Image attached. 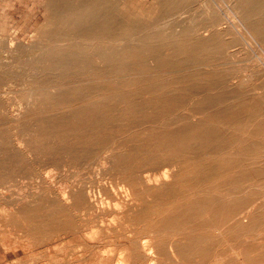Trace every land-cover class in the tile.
Listing matches in <instances>:
<instances>
[{"label":"rangeland","instance_id":"rangeland-1","mask_svg":"<svg viewBox=\"0 0 264 264\" xmlns=\"http://www.w3.org/2000/svg\"><path fill=\"white\" fill-rule=\"evenodd\" d=\"M120 1L122 3V8L125 6L127 7V8L126 7L123 8L124 9L123 14H125V11H128L130 18L132 20L136 21V27L134 28L135 31L134 30L132 31L131 37L127 41L128 43H126V41L124 42L121 40L113 42L111 45L106 43L107 46H106V44L102 43L103 45H105L104 49H109V48L111 49L113 47V50L115 52L117 51L115 55L118 57H115V55H114V56H111L107 60L106 56L105 57L103 56L104 57L103 58L102 55H100V54H98L99 56L93 55L94 51L97 54V51H99V49L102 47L101 46L102 44H99L96 41L95 42L94 41H85V40L82 41L81 39H79V40L75 39V40H70V41L57 42V41H52L51 39L47 38L46 35H43L44 32H48L47 29H49V27L47 28L46 25H44L45 24V8H46L47 0H0V52H1L0 53V63H1L0 64L1 65L0 66V68H1L0 69V103H1L0 108L1 109L3 108L5 110L4 111L2 109V111H3L2 112L0 109V130H1V132H0V136H1L0 137L1 138V140H0V158L5 159V161H3V159H0L1 160V162H0V175L2 173L1 176L3 177L2 178L0 176V185H1L0 186V189H1L0 190V206H1V209H0V227H2V228H0V234H1L0 235V264H50V263L51 264H66V263L67 264L68 263L69 264H114L116 262H117L116 264H119V259H120V264H133V263H135V264H146L147 261H149V260H150L149 261L150 264H177V263L178 264H203V263H205V264H209V263L210 264H219L221 262H222L221 264H245V263H243L244 261L246 262V264H252L254 261L260 260V258H264V239H263L264 238V215H263V213H264V184H263L264 183L263 182L264 181V165H263L264 164V153H263L264 152V140H263L264 139V136H263L264 135V128L260 127L259 129H255V131H254L253 128H250L249 125H246L248 123L245 122L244 117L246 119L247 116L240 117L241 121H237L238 120L237 118H239V115H238L239 112L241 113V115L242 114L244 115V113H245V115H247L246 113H248L252 110L256 111L255 113L252 111L253 114H256L257 110L258 111L262 110L257 114L258 118H256V122L257 123H264V120H263L264 119V115H263V113H264V104H263L264 103V39L261 36L257 35L253 31L254 25L257 24L258 22L261 23L262 25H264V11H260V10H258V12L255 11L254 13L256 15L250 14V15H252V16L254 15V16L253 17L251 16L250 19L247 20L249 17L245 16L247 14H245V12H244V9H245L244 4L247 3L249 0H175V1L174 0H167V2L173 3V4H169V5H172L171 9L174 7L176 8L179 5L178 6L179 8L178 7L177 8L179 9L180 12L182 11V13L184 14L183 15L184 18H183V20H179V19H173V18L169 17L166 19L168 24L159 25L158 22L161 19V17H160V13H159L160 5H158V4L160 3V0H125V1L120 0ZM174 3L177 4V6ZM243 16H245V19ZM244 20H247V22ZM213 21L222 24L221 26L218 25L219 27L214 29V30H217L220 32L218 34L217 39H214V37L212 38V36H211L212 31H210V30L207 31L208 27H205V26L210 25L211 22H213ZM252 21L255 23L254 25H253ZM215 22H213V23H215ZM161 23H162V21H161ZM42 26L43 27L45 26V28H43ZM38 28H39V31L42 30L40 33L38 32ZM186 30L188 31V34L191 33V37H189L187 32H185ZM177 34H178V36H177ZM180 34H182L184 36H182ZM185 34H187L188 37H187V35L185 36ZM170 35H172L174 37L170 38L171 37ZM168 36H170V37H168ZM42 37H44V38H42ZM148 37H149V39H148ZM135 38L137 39V41ZM145 38H146V40H145ZM189 38H190V40H189ZM205 38H206V40H205ZM191 40H192V42H191ZM149 41H150V43H149ZM213 42H216V43H213ZM49 43H50V45H49ZM138 43H139V45H138ZM209 43H210V45H209ZM175 44L181 46L180 49ZM2 45L6 46L7 48L3 47ZM192 45H194L195 49ZM188 46L191 47L193 50H191V48H188ZM39 47H41V48H39ZM184 47L187 50H185ZM149 48H151L152 50ZM74 49L76 52L74 51ZM80 49H82L83 52L80 51ZM118 49H119V51H118ZM9 50H11L12 52H10ZM68 50L69 51L71 50V54ZM178 50H181V51H178ZM41 54H43V55H41ZM79 55L80 56L82 55V56L80 57ZM159 55L162 57H160ZM123 56H125L127 58H124ZM157 56L159 57V59ZM61 57H62V60H61ZM116 58L119 59V61ZM177 58H179V59L177 60ZM39 59H41V60H39ZM42 59H43V62H42ZM110 61L113 64L110 63ZM122 61H124L123 63H125V64H122L121 63ZM147 61H149V62H147ZM204 61H207V62L205 63ZM52 62H54L55 64ZM57 62H59V63H57ZM43 63L45 65H43ZM137 63L139 66L137 65ZM50 65H53V66H50ZM62 65L64 66L63 68H62ZM48 66H50V67H48ZM33 67H35V68L33 69ZM74 68L78 71H76ZM19 69H20V71H19ZM66 69H67V71H66ZM92 69H93V72H92ZM108 69L110 70V73H109ZM63 70H65V72ZM69 70H71V71H69ZM114 70H115V72H114ZM121 70H124L125 73H123ZM94 71L95 72L97 71V73H95ZM103 72H105V73H103ZM86 73H87V75H86ZM100 73L102 74V76L99 75ZM26 74H28V76H30L29 78H31V79H29ZM127 74H129V75H127ZM123 75L125 76L126 80L123 79L124 78ZM153 75H155V76H153ZM166 75H167V77H166ZM196 75H197V79H199V80L196 79ZM188 76H189V78H188ZM143 77L145 80L143 79ZM231 77H232L231 80H233V78H234L233 83L230 80ZM23 78H24V80H23ZM36 78H37V80H36ZM112 78H114V80ZM131 78H132V80H130ZM25 79L29 80L30 82L26 81ZM50 79H51V81H50ZM69 79H70V81H69ZM146 79H147V81H146ZM241 79L243 81H241ZM177 80H180V82L179 81L177 82ZM34 81H37V83ZM119 81L122 82V84H120ZM130 81H132V82H130ZM144 81H146V82H144ZM234 82H235V84H234ZM33 83L37 84L36 87ZM42 83H44L45 85ZM24 84H26V86ZM29 84H31V87L29 86ZM53 84L55 85V88L58 89V90H56L54 88L57 95H55V92H53V88H51L52 90L50 89V92L47 91V90H49L48 89L49 85L51 86ZM173 85H176V86H173ZM158 86H161V87L159 88ZM164 86L165 87L167 86V87L165 88ZM40 87H41V89H40ZM182 87H183L184 91H182L183 90ZM84 88H87V91L84 90ZM169 88H171V89L173 88L175 90H171ZM179 88L181 89V91L179 90ZM30 89H31V91H30ZM42 89L46 90L45 92H48L51 94L54 93V94L50 95L48 93H45ZM228 89H229V91H228ZM231 89H232V92H230ZM25 90L28 93L25 92ZM32 90L34 91V94L37 93L38 95L37 94H36L37 96L33 95ZM41 90L44 93H41L42 92ZM246 90L248 91V93ZM76 91H77V93H75ZM174 91H176V92H174ZM238 91L240 92V94ZM72 92H74V93H72ZM58 93H59V95H58ZM152 93H153V95H152ZM167 93H169V94H167ZM172 93L174 94L173 98H175L177 96V98H175L174 100L171 97ZM232 93H233V95H235L237 93L239 95V96L235 95L237 98L241 97V93H243V94L246 93L244 95L245 98L241 97L242 99H245L244 102L241 98H238L236 100V97L233 96ZM44 94H48V95H44ZM74 94H76V95L74 96ZM78 94H79V97H78ZM82 94H84L85 96ZM102 94H104V96ZM154 94H156V95H154ZM60 95H61V97H60ZM133 95L135 98L133 97ZM249 95H250V97H249ZM231 96L233 98L235 97V99H233ZM56 97H57V99H56ZM170 97L172 99H170ZM246 97L250 98V99L247 101ZM26 98H28V99H26ZM38 98L39 99L41 98V99L39 100ZM103 98L104 99L106 98L105 99L106 102H104L105 100ZM122 98H124V99H122ZM181 98H182V100H181ZM46 99L49 102L48 101L46 102ZM119 99L120 100L122 99L121 100L122 102L119 101ZM91 100H92V102H91ZM129 100H131V101L129 102ZM254 100H255V102H253ZM96 101H97V103H96ZM169 101L171 102V104ZM215 101H216V103H215ZM245 101L247 103H245ZM50 102H52V103H50ZM178 102H180L181 104ZM132 103L135 105H133ZM138 103H139V105H137ZM151 103H152V105H151ZM177 103L180 105H178ZM208 103H209V106L207 105ZM214 103H215V105H214ZM159 104H160V107H159ZM243 104H244V106H243ZM8 105H10V106H8ZM50 105H53V106H51L52 108L50 107ZM74 105H75V107H74ZM7 106L10 109H8ZM178 106H180V107H178ZM90 107L92 108V110ZM122 107L124 108V110L122 109ZM127 107H129V108H127ZM131 107H133L134 109ZM139 107H141V109ZM149 107H151L152 109L154 107L155 109L152 110ZM234 107H235V109H234ZM71 108H72V110H70ZM83 108H85V109H83ZM171 108H172V111H171ZM241 108L244 110H241ZM41 109H42V111H41ZM117 109H119V110H117ZM138 109H139V111H138ZM236 109H237V111H236ZM45 110L46 111L48 110V112H46ZM83 110H85V111H83ZM155 110H156V113H155ZM224 110H225V112H227L229 114H227V113L225 114V112L223 113L222 111H224ZM6 111L8 113H9V111H11V112L8 114ZM157 111H158V113H157ZM27 112H28V114H25ZM69 112H71V114ZM77 112H79V114H77ZM96 112H99V113H96ZM117 112H118V115H117ZM173 112L176 113V115L173 114ZM17 113H19V114H17ZM93 113H96L97 118H96V116L93 115ZM112 113H114V115H117V116H114ZM160 113H161V115H160ZM211 113H212V117H211ZM260 113H262L260 115L261 117H259ZM165 114L166 115L168 114L169 117L168 116L165 117L166 116ZM249 114H251V113H249ZM56 115L58 118L54 117ZM112 116H114L113 119H112ZM119 116H121V118ZM146 117L148 120L146 119ZM156 117L158 119H156ZM163 117H164V119H163L164 121L162 120ZM171 117L174 119H172ZM176 117H177V120L179 121V123L176 122L177 121ZM68 118H70L71 120ZM103 118L106 120H104ZM117 118H119V119H117ZM55 119L58 121H56ZM115 119H116V121H118V123L116 121H115L116 123L114 122ZM122 119L123 120L125 119V121H124L125 123H123ZM133 119H134V121H133ZM165 119L166 120L169 119V120L166 121ZM186 119H188V120H186ZM53 120H54V122H53ZM85 120H86V122H85ZM145 120H146V122H145ZM152 120L155 122V124H153L154 122ZM160 120L163 122L166 121V123L163 125V128H162L163 122L161 123ZM170 120H171V123L168 124L170 122ZM174 120H175V123H174ZM19 121L22 124H20ZM51 121L53 123H51ZM82 121H84V122H82ZM110 121H111V123H110ZM1 122H3V123H1ZM10 122H12V124ZM48 122H50V123L48 124ZM72 122H74V123H72ZM80 122H81V124H80ZM150 122H153V123L150 124ZM17 123H19L20 125H24V126H21L22 127L21 128L19 126V124H17ZM62 123L64 125H62ZM69 123H70V125H69ZM77 123H79V125H77ZM91 123L92 124L94 123L93 126L94 125L98 126V125L102 124L101 126L104 127L103 128L104 130L101 129L102 130L101 131L99 127H98L99 130H97L98 128L94 129L95 126L94 127L91 126L93 128V129L91 128L92 131H90L91 129H85L86 125L91 124ZM114 123L117 125H120V126H118V127H117V125L114 126L115 125ZM146 123L150 124V125H147ZM57 124H60V125L57 126ZM111 124H112V126H111ZM6 125L8 128L7 127L5 128ZM144 125H146V128L145 127L143 128ZM151 125H153V126H151ZM15 126H17V127H15ZM156 126H157V128H158V126H161V127H159L157 129V128H155ZM4 128H5V132H4ZM154 128H155V130H153ZM221 128H223V130ZM27 129H29V130H27ZM71 129H73V130H71ZM133 129H134V132H133ZM144 129H145V131H144ZM147 129H149V131H147ZM163 129H164V131H163ZM249 129H252V130H249ZM94 130L96 132H94ZM137 130H139V131L136 132ZM34 131H36V132H34ZM48 131L51 132L50 133L51 135L49 134ZM76 131L78 134H76ZM156 131H157V133L155 134ZM248 131H249V134H248ZM27 132H29L30 134ZM31 132L33 133V135L35 137L31 134ZM45 132H46V134H45ZM66 132H68L67 135H66ZM174 132H175V134H172ZM38 133H42L41 134V135H43L42 138H41V135H38ZM47 133H48V135H47ZM53 133H55L54 137L52 136ZM94 133L95 134L98 133V134L95 135ZM133 133H135V134L133 135ZM26 134H27V136H26ZM28 134H29V136H28ZM68 134H70V135H68ZM86 134H88L89 137ZM108 134L110 135L109 137L107 136ZM146 134H147V137L145 138L144 136ZM240 134H241V137H240ZM24 135L26 138L22 139L24 137ZM154 135H156L157 138ZM2 136H3V139H2ZM49 136H50V138H49ZM55 136H57V137L60 136V137L56 138ZM121 136L123 139L120 138ZM18 137L21 140H19ZM33 137H34V140L37 139L38 142L32 141ZM63 137H64V139H63ZM65 137L67 138V140ZM99 137H101V138L99 139ZM138 137H141V138H138ZM161 137H163V138H161ZM256 137L260 138L261 142L259 141V139L257 140ZM152 138L154 141L152 140ZM187 138L192 139L194 144L191 146V148H189V150L188 149L183 150V155L185 157L183 156V158L182 157L179 158L180 150H178V148H177L178 146H176V145L174 148V144H177V142H179L181 140H185ZM26 139H28V140H26ZM39 139H40V141H39ZM139 139H140V141H139ZM242 139H243V141H242ZM250 139H253V140H250ZM25 140L29 141V143L27 142V144H26ZM147 140H148V142L151 140L152 143H154V145L152 143H150L151 141L149 143L146 142ZM158 140H159V143H157ZM15 141L16 142L19 141L17 143L21 147L18 144H17L18 145L17 146ZM30 141H32L34 143H32ZM59 141H62V142H59ZM92 141H97V142H93V144H92ZM197 141H199V142H197ZM1 142H2V144H1ZM20 142H22V143H20ZM87 142H89V144ZM166 142H168V143H166ZM55 143H57V144H55ZM84 143H86V144H84ZM207 144H208V146H207ZM43 145H45V146H43ZM62 145H64V146H62ZM76 145H79V146H76ZM83 145H86L88 148L86 146H83ZM106 145H107V147H105ZM211 145H213L212 148L210 147ZM248 145H250V149L245 150V148ZM31 146L33 148H30ZM51 146H52V148H51ZM56 146L58 148L63 147V148H61L63 150L57 149ZM99 146L100 147L104 146L105 148L103 147V148L98 149ZM140 146H142V147H140ZM44 147H46V148H44ZM47 147H48V149H47ZM70 147L72 149H70ZM6 148L8 149L7 151H6ZM53 148H54V150H53ZM64 148H65V150H64ZM91 148L92 149L94 148V150L92 151ZM30 149H31V151H30ZM73 149H74V151H73ZM77 149H79V150H77ZM109 149H112V150H109ZM207 149H208V153H206ZM227 149H229L230 151H227ZM50 150H52V151H50ZM142 150H143V152H142ZM144 150H147V152L144 153ZM161 150H164V151H161ZM199 150H201V153L199 152ZM202 150H203V152H202ZM239 150L242 151V154L240 153ZM28 151H30V152H28ZM63 151H65V152H63ZM99 151H100V153H99ZM116 151L121 153V155L119 153L117 154V155H120L119 157L116 155ZM122 151H124V152L126 151V154ZM255 151H258L259 153L258 152L254 153ZM260 151H261V153H260ZM35 152H37V153H35ZM51 152L54 154H51ZM68 152L70 155L68 154ZM74 152H76L75 155H73ZM141 152L143 155H145L146 153L148 155L146 154L147 156L146 155L143 156L141 154ZM195 152L196 153L198 152L199 154L198 153L196 154ZM231 152H233V153H231ZM9 153H11V154H9ZM12 153H13V155H12ZM250 153H251V155H250ZM106 154H107V156H109L108 159H106L107 158ZM240 154H241V156H240ZM86 155H88V156H86ZM154 155H156L157 157ZM173 155H175V156H173ZM37 156L42 157V158L39 159V158H37ZM84 156H86L85 158H87V157L88 158L84 160ZM125 156H127V157H125ZM134 156H135V158H134ZM213 156H215V157L217 156V157L214 158ZM233 156H235L234 160H236V161H238L239 158L241 160V157H243V158L245 157L244 159H246V161L242 159L241 160L242 163L247 168H251V169L254 168V169L260 170V172H261L260 174H262L261 178L246 182V183H244V185L242 184V185L238 186L240 188H238V187L232 188L231 186L227 187V185H222V184L220 185V187L219 186L214 187L213 181H211V179L208 180L209 183L205 182L204 185L208 188V190H210V191L213 190V193L216 194L218 197H220V201L224 202V203L226 202V204H230V203L237 204L239 202V200L241 198H243L244 202H246V204H247V206H246L247 208L244 209V213L248 211L249 213L246 215H250L251 217L257 216V217L261 218L260 219V220H262L261 224H257L253 228H249V229H246L244 231H238V232H235L233 234H228V235H227V233L226 234L222 233L223 232L222 229H221L222 231L221 230L212 231L213 233L212 232L211 233H212V235L215 236V239L217 241H215V239H214V243L215 242L216 243L215 244L213 243L214 248L211 249L212 252H210V254L205 255V258H207V259L210 258L209 260L205 259L203 254L196 253V254L192 255L190 257V259H188V258L179 259V258H174L173 256L170 255V256H168L167 259H163V261L159 262V261L155 260L157 257L156 254L153 253L152 255L151 254L149 255V253H146L145 251H143V247L141 245L135 244L138 236L149 238L150 236H155L156 235L155 231H157V230L159 231V229H162V230L159 231V233L157 231L158 236L156 235L157 238L155 239V240H158L157 242H161L165 238L164 242H166V244H168V246H169L171 243L176 242L177 240L184 239V235H185L184 230H187L186 227H188L190 225V224H187V222H186V221H188V217L186 218V215H184V214L181 215L182 218L180 217V221H183L185 223L186 227L185 226L179 227L178 226L179 221H169L168 222V220L165 221L162 219V217L157 215V213L153 211V208L155 207V203L156 204L163 203L165 205H173L177 201L176 193H172L173 190L193 189V186H189V188L186 187L187 184L185 182H182V178H184V176H186V175H190L189 171H192L195 166L197 167V165H195V164H197V162L201 164L202 168L204 165V167H206L208 169H213L216 167L215 165H217L216 164L217 159L225 158V157L234 158ZM255 156H256V158H255ZM91 157H93L94 160H92L93 158H91ZM124 157L128 161L124 160L125 159ZM130 157H132V158H130ZM139 157H141L142 159ZM35 158H37L38 160ZM81 158H83V159H81ZM116 158H117L119 163L116 161ZM121 158H123V159H121ZM145 158L146 159L151 158L153 160L159 159L160 161H163V160L165 161L167 159L169 160V159H173V158H176V160L181 159V161L179 160V163L177 164L179 166L178 170L181 172V174L178 177L179 179L177 178L176 179L177 181L176 180L174 181L173 178H170V180L167 181V185L173 184L174 187L171 186V189L166 190V188H162V189L161 188H155L156 186L153 187L154 185H152V187L154 189H152V191L149 192L147 190V188H145L144 186H142V187L141 186H135L134 187L135 194H132L128 189L129 187L127 186L128 182H126L125 172L120 173V171H118L116 169V166H118V167L121 166L120 168L123 169L122 166L125 165V163H126V165L124 166V170L126 169L128 171V170H131L133 168H137V166L138 167L141 166V162L144 163ZM203 158H204V160H202ZM252 158H254V159H252ZM11 159H13V161H11ZM40 160H42V162ZM51 160H53V162ZM73 160H74V162H73ZM95 160H96V163L94 162ZM123 160L125 163L121 165V163H123ZM211 160H213V161L211 162ZM24 161H26V163ZM77 161H78V163H76ZM90 161H91V163L88 164ZM98 161H99V163L97 164ZM116 162H117V164H116ZM202 163H204V164H202ZM75 164L78 166H76ZM119 164H120V166H119ZM83 166H85V167H83ZM126 166H128L129 168H125ZM48 167H49V171H51V172L48 171V169H47ZM99 167H100V169H99ZM107 167L109 169H107ZM261 168H262V170H261ZM22 169H24V170H22ZM52 169H53V172H52ZM187 169H188V171H187ZM16 170H17V172H16ZM43 170H44V172H43ZM96 170L98 172L99 171L101 172L103 170V172H101V175H99L100 172L95 174L97 172ZM74 171H75V174H73ZM6 173L8 174V176L7 175L5 176ZM46 173H48V175ZM80 173H82V174H80ZM28 174H29V176H28ZM59 174L62 176H60ZM121 174H122V176H121ZM74 175L75 176L77 175L76 178ZM84 176H86V177L83 178ZM112 176H114V177H112ZM61 177H62V179H61ZM78 177H80L81 179ZM103 177H105V178H103ZM124 178H125V181H124ZM51 179L53 181H51ZM92 179L94 181L92 183H90L92 181ZM72 180L75 181L76 183H73ZM95 180H96V182H95ZM103 180H105V182ZM1 181H3V182H1ZM56 181L58 184L56 183ZM37 182L39 184H41V186ZM188 182H190V181L188 180ZM105 183H107V184H105ZM182 183H185V184L183 185ZM206 183H208V184H206ZM31 185L33 186V188L31 187ZM38 185H39V188H38ZM81 185H83V186H81ZM85 185H86V187H90V188H85ZM120 186H121V188H124L125 190L124 189L120 190L119 189ZM252 186H255V187H252ZM29 187H31V188H29ZM66 187H69L70 189L69 188L67 189ZM98 187H100V188H98ZM175 187H177V188L175 189ZM19 188L21 189L20 190L21 192L18 191ZM76 188L78 189V191L80 188H85L88 192H90L91 196H93V197L95 196L97 198L96 200H98V201H100V199L102 197H104V199L101 200L103 202L100 201L98 203V204H100V208L98 209V211L89 212V214H87L86 213L87 211L77 212L73 209V205L71 203L72 200L69 198L67 199L65 197L68 196V194L70 192H76V190H77ZM65 189L68 191V194H66V196L63 195L67 192ZM94 189L95 190L100 189L101 192L99 190L98 191L96 190V191H97V193L99 192L98 194L101 196H99ZM112 189H115V190H112ZM145 189L147 190L148 194H147V192H145L146 191ZM12 190H14L13 193H12ZM71 190H73V191H71ZM89 190H91V191H89ZM235 190L238 192H236ZM116 191H117V193H116ZM126 191H127L128 197L126 196ZM128 191H129V193H128ZM17 192L19 194L18 197L16 196V195H18ZM27 192H28V194H25ZM20 193H21V195H20ZM93 193H94V195H93ZM108 193H110V194H108ZM3 194H6V195H3ZM14 194H15V196H14ZM115 194H117V196H114ZM9 195H11L14 200ZM23 195L24 196L26 195V197L28 198L27 201L23 197ZM43 195H44V197H43ZM141 195H142V197H141ZM164 195H165V197H164ZM230 195H231L232 199L230 198ZM48 196L49 197L51 196V197L48 198ZM223 196H224V198L229 197V199L228 198L224 199ZM6 197H9L8 198L9 200ZM4 198H6V201H9L10 203L6 202ZM17 198L19 200H17ZM21 198H22V200H24V202H22V200L20 201ZM151 198H152V200H151ZM221 198L223 199V201ZM47 199H49V201ZM1 200H3V201H1ZM17 201H20L22 203V205H21V203L16 204V203H18ZM40 202L43 206L40 204ZM116 202L118 204H120V205H118L120 210L118 209V206L115 205ZM51 203L53 204V206H51ZM58 203H60L61 205H59ZM101 203L105 207H102ZM108 203H110V204H108ZM121 203H123V204H121ZM127 203H128V205H127ZM150 203H151V206H150ZM107 204L110 206L108 207ZM25 205H29V207L25 206ZM31 205H33V206H31ZM22 206L26 207L27 210L22 209ZM30 206L32 208L34 207L33 208L34 212H32V208ZM63 206H64V209H62ZM127 206H129V207H127ZM11 207H13V209ZM14 207H16V208L18 207V209L20 208V210L22 209V212L25 210L23 212L24 216H22V213L20 210L17 209L19 211L18 212ZM120 207H122V208H120ZM29 208H31V209H29ZM45 208H47V209H45ZM49 208H52V209L58 208V209H56V211H58L56 213V215H54L55 209L54 210L51 209L52 210V212H51V210ZM60 208L62 210H59ZM103 208H104V210H103ZM138 208H139V210L142 209L143 212H141L142 210L139 211ZM2 209L4 212L2 211ZM37 209L38 210L42 209L43 211L39 210V212L36 213V211H38ZM67 209H69V210H67ZM128 209H129L130 213H129ZM145 209H146V211H145ZM72 210L74 212H72ZM41 211L43 214L41 213ZM133 211H135V212H133ZM17 212L20 214H16ZM28 212L32 213V214H29ZM50 212H51V214H53V218L55 216L59 220H55V218L53 219ZM65 212H66V215H65ZM9 213L11 215H9ZM47 213H48V215H47ZM67 213H68V215H67ZM135 213H136V215H135ZM61 214H62V216H61ZM219 214H220L219 216H222L224 214V212L222 211ZM200 215L198 214L196 216L197 221L196 220H195V222L193 221L192 224L195 225V224H200L202 222H206L207 220L211 219V217H212V214L207 213V211L201 213ZM43 216H45L47 218L45 222L43 221V220H45L43 218ZM209 216H210V218L208 219ZM76 217H78L79 219ZM146 217H147V219H146ZM156 217H158V218H156ZM49 218H50V221H49ZM63 218L65 221H63ZM110 218H112V219H110ZM155 219H157V220H155ZM159 219H160V221H159ZM246 219L247 220L246 221L243 220V222H244V224H246V227H247L249 222H250L249 221L250 217H249V219L248 218H246ZM15 220H17L18 222ZM23 220H25V221H23ZM53 220L57 221V223L54 222ZM72 220H74V222ZM87 220H88V223H87ZM111 220L114 222H112ZM161 220H163V221H161ZM61 221L64 222L66 224V226ZM39 222L41 225L38 224ZM46 222L49 224H47ZM15 223L17 225H15ZM60 223H61L62 227L59 228ZM75 223L78 224V227L76 226ZM229 223H232V221H228L227 224H225V227L228 226ZM57 224H59V225H57ZM38 225H40V226L38 227ZM165 225H167V226H165ZM57 227L60 230H58ZM156 227H157V229H156ZM174 228H176V229H174ZM254 228L255 229L258 228V230L257 229L255 230ZM75 229H77L78 231ZM223 229L225 230V228H223ZM106 230H108V231H106ZM140 230H142V231H140ZM153 230H155V231H153ZM166 230H168V231H166ZM22 231H23V233H22ZM162 231L165 233H161ZM16 235H19V236H16ZM24 235H26V236H24ZM50 235H52V236H50ZM169 235H170V237H169ZM171 235H173V236L171 237ZM51 237H52V239H50ZM217 237H219V238L217 239ZM223 237H225V239ZM3 238H4V240H2ZM252 238L254 239V241ZM22 239H24V240L22 241ZM28 239H31V241ZM250 239H252V240L250 241ZM149 240H150V238H149ZM257 240H258V244L256 243ZM28 241H30V242H28ZM40 241H42L43 243ZM145 241H148V240L145 239ZM221 243H222V245H221ZM261 244H263V245H261ZM61 245H63V246H61ZM125 245L128 247H126ZM213 245H212V247H213ZM104 246H106L111 252ZM113 246H115V247H113ZM216 246H218V248ZM93 248H95V249H93ZM113 248L116 250H114ZM128 248L130 250H128ZM103 250H106L108 252L105 253L106 251H103ZM118 250H120L121 254H119L120 252ZM123 250H126V251H123ZM231 251H232V253L234 251L236 253L234 252V255H233L232 253H230ZM101 252L102 253L104 252V254H102ZM124 252H129V253L132 252V253L126 254ZM116 253H118L119 255H117ZM250 253H252V255ZM231 254H232V256H231ZM127 255L130 257V259L128 258ZM226 255H227V257H226ZM247 255L249 256V258L247 257ZM146 256H147V258H146ZM215 256H216V258H215L216 261L214 260ZM256 256H257V258H256ZM221 257H222V259H221ZM253 257L256 259L254 260ZM243 258L245 260H243ZM50 259H51V261H50ZM151 259H154V260L151 261ZM186 259H187V261H186ZM219 259H221V260H219ZM139 260H142V261H139ZM228 260L230 263L228 262ZM240 260H242V261H240ZM45 261L46 262L48 261V262L46 263ZM60 262H62V263H60Z\"/></svg>","mask_w":264,"mask_h":264},{"label":"bare ground","instance_id":"bare-ground-1","mask_svg":"<svg viewBox=\"0 0 264 264\" xmlns=\"http://www.w3.org/2000/svg\"><path fill=\"white\" fill-rule=\"evenodd\" d=\"M125 1V0H124ZM175 1V0H174ZM171 2V1H170ZM177 3V2H176ZM169 4H173V3H169V2H167V0H160V3L158 4V5H160V11H159V13H160V17H161V19L159 20V22H158V24L159 25H165V24H168V22L166 21V19L167 18H173V19H179V20H183V13H182V11L180 12L179 11V5L177 6V4H175L177 7L174 9V8H172L171 9V6L172 5H169ZM179 4V3H178ZM174 5V6H175ZM245 5V9H244V12H245V14H247V15H245L246 17H249L247 20H249L250 19V17L252 16V15H250V14H255L254 12L255 11H257L258 12V10H260V11H264V0H249L247 3H245L244 4ZM126 7V6H125ZM125 7H123V8H125ZM122 8V3H121V1L120 0H47V4H46V8H45V24L44 25H46V27L48 28L49 27V29H47L48 30V32H44V34L43 35H46V37L47 38H49V39H51L52 41H57V42H63V41H70V40H75V39H81L82 41L83 40H85V41H96V42H98L99 44H106V43H108V44H112L113 42H116V41H126V43H128L127 41L129 40V38L131 37V34H132V31L134 30V28L136 27V21L135 20H132L131 18H130V15H129V13H128V11H125V14H123V9ZM127 8V7H126ZM126 10V9H125ZM256 12V13H257ZM249 15V16H248ZM256 15V14H255ZM245 16H243L244 17V19H245ZM254 16V15H253ZM252 16V17H253ZM247 20H244V21H246L247 22ZM253 20V19H252ZM161 21H162V23H161ZM256 21V20H255ZM259 21V20H258ZM210 22V21H209ZM213 22H215V21H213ZM213 22H211V24L210 25H208V26H205V27H208V29H207V31L208 30H210V31H212V38L214 37V39H217L218 38V34L220 33L219 31H217V30H214L215 28H217V27H219V26H221L222 24H220V23H218V22H215V23H213ZM250 22V21H249ZM253 22V21H252ZM173 23V22H172ZM139 24V23H138ZM255 23L253 22V25H254ZM219 25V26H218ZM167 26V25H166ZM43 27V26H42ZM179 27V26H178ZM204 27V28H205ZM43 28H45V26L43 27ZM200 28V27H199ZM203 28V29H204ZM140 29V28H139ZM138 29V30H139ZM198 29V28H197ZM196 29V30H197ZM221 29V28H220ZM44 30V29H43ZM46 30V29H45ZM42 31V30H41ZM41 31H39V28H38V32L40 33ZM135 31V30H134ZM253 31L257 34V35H259V36H261L263 39H264V25H262L261 23H257V24H255L254 25V28H253ZM185 32H187V34H188V31L186 30ZM184 32V33H185ZM38 33V34H39ZM175 33V32H174ZM155 34V33H154ZM187 34H185V36L187 35ZM36 35V34H35ZM34 35V36H35ZM41 35V34H40ZM42 35V36H43ZM180 35H182V34H180ZM189 35V37H191V33L190 34H188ZM188 35H187V37H188ZM39 36V35H38ZM145 36V35H144ZM156 36V35H155ZM159 36V35H158ZM171 36V37H170ZM170 36H168V37H170V38H173L174 36H172V35H170ZM177 36H178V34H177ZM182 36H184V35H182ZM45 37V38H46ZM143 37V36H142ZM141 37V38H142ZM42 38H44V37H42ZM136 39V38H135ZM148 39H149V37H148ZM152 39V38H151ZM260 39V38H259ZM145 40H146V38H145ZM153 40V39H152ZM189 40H190V38H189ZM205 40H206V38H205ZM84 41V42H85ZM136 41H137V39H136ZM155 41V40H154ZM2 42V41H1ZM51 42V41H50ZM174 42V41H173ZM189 42V41H188ZM191 42H192V40H191ZM194 42V41H193ZM219 42V41H218ZM3 43V42H2ZM5 43V42H4ZM35 43V42H34ZM149 43H150V41H149ZM187 43V42H186ZM185 43V44H186ZM213 43H216V42H213ZM6 44V43H5ZM101 45L102 47L99 49V51H97V54H96V52L94 53L93 52V55H97V56H99L98 54H100V55H102V57L104 56H106L107 57V60L111 57V56H114L115 54H116V52L113 50V47L110 49H104V47H105V45ZM132 44V43H131ZM148 44V43H147ZM152 44V43H151ZM177 44V43H176ZM175 44V45H176ZM192 44V43H191ZM218 44V43H217ZM35 45V44H34ZM47 45V44H46ZM49 45H50V43H49ZM138 45H139V43H138ZM209 45H210V43H209ZM3 46V45H2ZM36 46V45H35ZM106 46H107V44H106ZM116 46V45H115ZM176 46H178L179 47V49H180V47L181 46H179V45H176ZM193 47H194V45H192ZM213 46V45H212ZM221 46V45H220ZM223 46V45H222ZM3 47H5V48H7L6 46H3ZM39 48H41V47H39ZM118 48V47H117ZM116 48V49H117ZM123 48V47H122ZM125 48V47H124ZM134 48V47H133ZM185 48V47H184ZM188 48H191V47H189L188 46ZM3 49V48H2ZM63 49V48H62ZM139 49V48H138ZM149 49H151V48H149ZM194 49H195V47H194ZM121 50V49H120ZM130 50V49H129ZM141 50V49H140ZM152 50V49H151ZM185 50H187L186 48H185ZM191 50H193L192 48H191ZM10 52H12L11 50H9ZM8 51V52H9ZM69 51V50H68ZM74 51H75V49H74ZM80 51H82V49H80ZM118 51H119V49H118ZM178 51H181V50H178ZM15 52V51H14ZM64 52V51H63ZM70 52V54H71V50L69 51ZM76 52V51H75ZM83 52V51H82ZM86 52V51H85ZM88 52V51H87ZM125 52V51H124ZM139 52V51H138ZM187 52V51H186ZM194 52V51H193ZM1 53V52H0ZM79 53V52H78ZM119 53V52H118ZM122 53V52H121ZM149 53V52H148ZM163 53V52H162ZM195 53V52H194ZM57 54V53H56ZM60 54V53H59ZM75 54V53H74ZM120 54V53H119ZM160 54V53H159ZM169 54V53H168ZM171 54V53H170ZM180 54V53H179ZM41 55H43V54H41ZM52 55V54H51ZM66 55V54H65ZM83 55V54H82ZM81 55V56H82ZM190 55V54H189ZM194 55V54H193ZM54 56V55H53ZM56 56V55H55ZM75 56V55H74ZM80 56V55H79ZM80 56V57H81ZM141 56V55H140ZM160 56V55H159ZM179 56V55H178ZM44 57V56H43ZM101 57V58H102ZM103 57V58H104ZM115 57H118V56H116L115 55ZM124 58H127V57H125V56H123ZM139 57V56H138ZM158 57V56H157ZM160 57H162V56H160ZM173 57V56H172ZM190 57V56H189ZM196 57V56H195ZM45 58V57H44ZM102 58V59H103ZM168 58V57H167ZM181 58V57H180ZM188 58V57H187ZM199 58V57H198ZM204 58V57H203ZM14 59V58H13ZM59 59V58H58ZM65 59V58H64ZM75 59V58H74ZM82 59V58H81ZM115 59V58H114ZM117 59V58H116ZM130 59V58H129ZM158 59H159V57H158ZM165 59V58H164ZM176 59V58H175ZM179 58H177V60H178ZM197 59V58H196ZM39 60H41V59H39ZM47 60V59H46ZM61 60H62V57H61ZM84 60V59H83ZM118 61H119V59H117ZM125 60V59H124ZM155 60V59H154ZM194 60V59H193ZM208 60V59H207ZM48 61V60H47ZM65 61V60H64ZM100 61V60H99ZM102 61V60H101ZM146 61V60H145ZM168 61V60H167ZM176 61V60H175ZM174 61V62H175ZM203 61V60H202ZM42 62H43V59H42ZM51 62V61H50ZM75 62V61H74ZM117 62V61H116ZM124 61H122L121 63L122 64H125V63H123ZM147 62H149V61H147ZM151 62V61H150ZM179 62V61H178ZM205 63L207 62V61H204ZM35 63V62H34ZM48 63V62H47ZM52 63H54V62H52ZM57 63H59V62H57ZM56 63V64H57ZM109 63V62H108ZM110 63H112L111 61H110ZM184 63V62H183ZM1 64V63H0ZM49 64V63H48ZM47 64V65H48ZM55 64V63H54ZM53 64V65H54ZM77 64V63H76ZM104 64V63H103ZM113 64V63H112ZM132 64V63H131ZM154 64V63H153ZM21 65V64H20ZM43 65H45L44 63H43ZM53 65H50V66H53ZM116 65V64H115ZM137 65H138V63H137ZM182 65V64H181ZM185 65V64H184ZM1 66V65H0ZM13 66V65H12ZM33 66V65H32ZM50 66H48V67H50ZM67 66V65H66ZM65 66V67H66ZM95 66V65H94ZM105 66V65H104ZM103 66V67H104ZM139 66V65H138ZM149 66V65H148ZM5 67V66H4ZM9 67V66H8ZM20 67V66H19ZM64 66L62 65V68H63ZM89 67V66H88ZM128 67V66H127ZM18 68V67H17ZM35 67H33V69H34ZM38 68V67H37ZM96 68V67H95ZM189 68V67H188ZM209 68V67H208ZM1 69V68H0ZM21 69V68H20ZM20 69H19V71H20ZM68 69V68H67ZM67 69H66V71H67ZM75 69V68H74ZM98 69V68H97ZM130 69V68H129ZM139 69V68H138ZM3 70V69H2ZM37 70V69H36ZM35 70V71H36ZM76 70V69H75ZM109 70V69H108ZM64 72H65V70H63ZM69 71H71V70H69ZM76 71H78V70H76ZM106 71V70H105ZM113 71V70H112ZM123 73H125L124 72V70H121ZM129 71V70H128ZM127 71V72H128ZM132 71V70H131ZM130 71V72H131ZM24 72V71H23ZM80 72V71H79ZM90 72V71H89ZM92 72H93V69H92ZM95 72V71H94ZM114 72H115V70H114ZM236 72V71H235ZM88 73V72H87ZM87 73H86V75H87ZM95 73H97V71L95 72ZM103 73H105V72H103ZM109 73H110V70H109ZM108 73V74H109ZM112 73V72H111ZM129 73V72H128ZM90 74V73H89ZM88 74V75H89ZM93 74V73H92ZM157 74V73H156ZM191 74V73H190ZM206 74V73H205ZM234 74V73H233ZM27 76H28V74H26ZM100 76H102V74L100 73L99 74ZM127 75H129V74H127ZM126 75V76H127ZM137 75V74H136ZM208 75V74H207ZM37 76V75H36ZM51 76V75H50ZM95 76V75H94ZM104 76V75H103ZM124 76V75H123ZM146 76V75H145ZM153 76H155V75H153ZM157 76V75H156ZM234 76V75H233ZM232 76V77H233ZM2 77V76H1ZM30 76H28V78H29ZM64 77V76H63ZM166 77H167V75H166ZM232 77L230 78V80L232 79ZM19 78V77H18ZM34 78V77H33ZM51 78V77H50ZM62 78V77H61ZM60 78V79H61ZM72 78V77H71ZM115 78V77H114ZM114 78H112L113 80H114ZM117 78V77H116ZM188 78H189V76H188ZM238 78V77H237ZM29 79H31V78H29ZM52 79V78H51ZM51 79H50V81H51ZM54 79V78H53ZM63 79V78H62ZM124 80H126V78H125V76H124V78H123ZM142 79V78H141ZM143 79H144V77H143ZM160 79V78H159ZM196 79H197V75H196ZM202 79V78H201ZM204 79V78H203ZM206 79V78H205ZM224 79V78H223ZM243 79V78H242ZM241 79V81H243ZM259 79V78H258ZM23 80H24V78H23ZM26 80V79H25ZM36 80H37V78H36ZM55 80V79H54ZM117 80V79H116ZM115 80V81H116ZM130 80H132V78L130 79ZM145 80V79H144ZM175 80V79H174ZM197 80H199V79H197ZM207 80V79H206ZM233 80H234V78H233ZM233 80H231L232 81V83H233ZM26 81H29V80H26ZM42 81V80H41ZM53 81V80H52ZM61 81V80H60ZM69 81H70V79H69ZM98 81V80H97ZM118 81V80H117ZM141 81V80H140ZM143 81V80H142ZM146 81H147V79H146ZM146 81H144V82H146ZM180 82V80H177V82ZM205 81V80H204ZM217 81V80H216ZM240 81V82H241ZM9 82V81H8ZM30 82V81H29ZM32 82V81H31ZM34 82H36L37 83V81H34ZM80 82V81H79ZM93 82V81H92ZM120 82V81H119ZM130 82H132V81H130ZM163 82V81H162ZM169 82V81H168ZM183 82V81H182ZM203 82V81H202ZM206 82V81H205ZM218 82V81H217ZM238 82V81H237ZM245 82V81H244ZM25 83V82H24ZM45 83V82H44ZM44 83H42V84H44ZM134 83V82H133ZM167 83V82H166ZM170 83V82H169ZM176 83V82H175ZM193 83V82H192ZM10 84V83H9ZM34 84V83H33ZM39 84V83H38ZM120 84H122V82H120ZM168 84V83H167ZM172 84V83H171ZM191 84V83H190ZM234 84H235V82H234ZM22 85V84H21ZM25 86H26V84H24ZM35 85V87H36V85L37 84H34ZM45 85V84H44ZM43 85V86H44ZM155 85V84H154ZM158 85V84H157ZM192 85V84H191ZM23 86V85H22ZM24 86V87H25ZM29 86L31 87V84H29ZM39 86V85H38ZM41 86V85H40ZM42 86V87H43ZM95 86V85H94ZM118 86V85H117ZM125 86V85H124ZM162 86V85H161ZM161 86H158L159 88L161 87ZM173 86H176V85H173ZM245 86V85H244ZM261 86V85H260ZM68 87V86H67ZM116 87V86H115ZM120 87V86H119ZM165 87V86H164ZM167 87V86H166ZM165 87V88H166ZM231 87V86H230ZM51 88H53V92H55V85L53 84V85H49V87H48V89L49 90H47V91H49L50 92V89ZM55 88V89H54ZM103 88V87H102ZM111 88V87H110ZM121 88V87H120ZM235 88V87H234ZM244 88V87H243ZM40 89H41V87H40ZM94 89V88H93ZM114 89V88H113ZM112 89V90H113ZM119 89V88H118ZM169 89H171V88H169ZM182 89H183V87H182ZM233 89V88H232ZM232 89H231V91L230 92H232ZM248 89V88H247ZM43 90V89H42ZM41 90V91H42ZM52 90V89H51ZM56 90H58V89H56ZM84 90H86L87 91V88H84ZM171 90H175V89H171ZM170 90V91H171ZM178 90V89H177ZM176 90V91H177ZM179 90L181 91V89L179 88ZM237 90V89H236ZM30 91H31V89H30ZM44 92L46 91V90H43ZM41 92V93H44V92ZM85 91V92H86ZM126 91V90H125ZM176 91H174V92H176ZM182 91H184V89L182 90ZM228 91H229V89H228ZM234 91V90H233ZM240 91V90H239ZM238 91V92H239ZM247 91V90H246ZM245 91V92H246ZM25 92H27L26 90H25ZM52 92V91H51ZM59 92V91H58ZM62 92V91H61ZM95 92V91H94ZM99 92V91H98ZM258 92V91H257ZM260 92V91H259ZM28 93V92H27ZM32 93H33V95H36L37 93H35L34 94V91L32 90ZM40 93V92H39ZM45 93H48V92H45ZM60 93V92H59ZM59 93H58V95H59ZM71 93V92H70ZM72 93H74V92H72ZM75 93H77V91L75 92ZM87 93V92H86ZM103 93V92H102ZM117 93V92H116ZM244 93V92H243ZM243 93H241V97H243V98H245L244 97V95L246 94H243ZM247 93H248V91H247ZM254 93V92H253ZM31 94V93H30ZM48 94H50V95H53V94H51V93H48ZM48 94H44V95H48ZM129 94V93H128ZM151 94V93H150ZM167 94H169V93H167ZM181 94V93H180ZM201 94V93H200ZM229 94V93H228ZM239 94H240V92H239ZM38 95V94H37ZM36 95V96H37ZM42 95V94H41ZM40 95V96H41ZM55 95H57L56 94V92H55ZM65 95V94H64ZM63 95V96H64ZM76 94H74V96H75ZM82 95H84V94H82ZM103 96H104V94H102ZM152 95H153V93H152ZM154 95H156V94H154ZM158 95V94H157ZM161 95V94H160ZM159 95V96H160ZM176 95V94H175ZM232 95H233V93H232ZM235 95H237V96H239L237 93L235 94ZM235 95H233V96H235ZM243 95V96H242ZM248 95V94H247ZM252 95V94H251ZM24 96V95H23ZM26 96V95H25ZM85 96V95H84ZM91 96V95H90ZM100 96V95H99ZM102 96V97H103ZM140 96V95H139ZM145 96V95H144ZM143 96V97H144ZM165 96V95H164ZM182 96V95H181ZM27 97V96H26ZM34 97V96H33ZM59 97V96H58ZM60 97H61V95H60ZM78 97H79V94H78ZM83 97V96H82ZM114 97V96H113ZM133 97H134V95H133ZM138 97V96H137ZM141 97V96H140ZM155 97V96H154ZM157 97V96H156ZM172 98L174 97V94L172 93V96H171ZM170 97V99H172ZM183 97V96H182ZM230 97V96H229ZM232 97V96H231ZM236 97V96H235ZM235 97L233 98V99H235ZM241 97H238V98H241ZM248 97V96H247ZM246 97V98H247ZM249 97H250V95H249ZM91 98V97H90ZM107 98V97H106ZM105 98V99H106ZM135 98V97H134ZM164 98V97H163ZM175 98H177V96L175 97ZM175 98H173V100L175 99ZM237 97H236V100L238 99ZM26 99H28V98H26ZM31 99V98H30ZM36 99V98H35ZM39 99V98H38ZM41 99V98H40ZM39 99V100H40ZM44 99V98H43ZM42 99V100H43ZM56 99H57V97H56ZM59 99V98H58ZM89 99V98H88ZM104 99V98H103ZM104 99V100H105ZM122 99H124V98H122ZM121 99V100H122ZM155 99V98H154ZM158 99V98H157ZM165 99V98H164ZM179 99V98H178ZM242 99V98H241ZM250 98H247V101L249 100ZM37 100V99H36ZM80 100V99H79ZM103 100V101H104ZM109 100V99H108ZM120 99H119V101H121ZM128 100V99H127ZM181 100H182V98H181ZM191 100V99H190ZM243 100V102H244V100L245 99H242ZM241 100V101H242ZM48 100L46 99V102H47ZM52 101V100H51ZM61 101V100H60ZM74 101V100H73ZM88 101V100H87ZM98 101V100H97ZM97 101H96V103H97ZM131 100H129V102H130ZM172 101V100H171ZM193 101V100H192ZM10 102V101H9ZM8 102V103H9ZM49 102V101H48ZM63 102V101H62ZM82 102V101H81ZM91 102H92V100H91ZM102 102V101H101ZM104 102H106V100L104 101ZM108 102V101H107ZM112 102V101H111ZM122 102V101H121ZM125 102V101H124ZM133 102V101H132ZM170 102V101H169ZM177 102V101H176ZM205 102V101H204ZM242 102V103H243ZM253 102H255V100L253 101ZM257 102V101H256ZM39 103V102H38ZM50 103H52V102H50ZM54 103V102H53ZM99 103V102H98ZM113 103V102H112ZM149 103V102H148ZM178 103H180V102H178ZM177 103V104H178ZM192 103V102H191ZM215 103H216V101H215ZM215 103H214V105H215ZM218 103V102H217ZM245 103H247L246 101H245ZM1 104V103H0ZM11 104V103H10ZM48 104V103H47ZM63 104V103H62ZM81 104V103H80ZM93 104V103H92ZM100 104V103H99ZM126 104V103H125ZM129 104V103H128ZM133 104V103H132ZM170 104H171V102H170ZM176 104V105H177ZM181 104V103H180ZM180 104H178V105H180ZM188 104V103H187ZM264 104V103H263ZM46 105V104H45ZM54 105V104H53ZM53 105H50V107L51 106H53ZM82 105V104H81ZM89 105V104H88ZM91 105V104H90ZM101 105V104H100ZM133 105H135V104H133ZM137 105H139V103L137 104ZM151 105H152V103H151ZM192 105V104H191ZM190 105V106H191ZM208 106H209V103L207 104ZM8 106H10V105H8ZM7 106V107H8ZM130 106V105H129ZM147 106V105H146ZM150 106V105H149ZM186 106V105H185ZM243 106H244V104H243ZM12 107V106H11ZM64 107V106H63ZM62 107V108H63ZM74 107H75V105H74ZM85 107V106H84ZM92 107V106H91ZM90 107V108H91ZM102 107V106H101ZM144 107V106H143ZM158 107V106H157ZM159 107H160V104H159ZM178 107H180V106H178ZM200 107V106H199ZM250 107V106H249ZM52 108V107H51ZM82 108V107H81ZM80 108V109H81ZM99 108V107H98ZM113 108V107H112ZM117 108V107H116ZM127 108H129V107H127ZM131 108H133V107H131ZM136 108V107H135ZM140 109H141V107H139ZM145 108V107H144ZM149 108H151V107H149ZM184 108V107H183ZM217 108V107H216ZM1 109V108H0ZM3 109V108H2ZM2 109H1V111H2ZM8 109H10L9 107H8ZM12 109V108H11ZM68 109V108H67ZM77 109V108H76ZM83 109H85V108H83ZM122 109L124 110V108L122 107ZM134 109V108H133ZM152 109V108H151ZM153 109H155L154 107H153ZM152 109V110H153ZM191 109V108H190ZM194 109V108H193ZM208 109V108H207ZM234 109H235V107H234ZM249 109V108H248ZM4 110V109H3ZM70 110H72V108L70 109ZM82 110V109H81ZM91 110H92V108H91ZM98 110V109H97ZM117 110H119V109H117ZM145 110V109H144ZM150 110V109H149ZM157 110V109H156ZM156 110H155V113H156ZM209 110V109H208ZM219 110V109H218ZM223 110V109H222ZM241 110H244V109H242L241 108ZM240 110V111H241ZM252 110V109H251ZM257 110V109H256ZM5 111V110H4ZM8 111V110H7ZM6 111V112H7ZM41 111H42V109H41ZM46 111V110H45ZM52 111V110H51ZM83 111H85V110H83ZM100 111V110H99ZM138 111H139V109H138ZM142 111V110H141ZM171 111H172V108H171ZM211 111V110H210ZM236 111H237V109H236ZM253 111V110H252ZM252 111H250V112H248V113H246L247 115H245V113H244V115L242 114L241 115V113L239 112L238 113V115H239V118H237L238 120L237 121H241L240 119V117H244V116H247L246 117V119H245V117H244V120H245V122H247L248 124H246V125H249V127L250 128H253V130L255 131V129H259L260 127H263L264 128V123H257L256 122V118H258L257 117V114L260 112V111H262V110H260V111H258L257 110V113L256 114H253L252 113ZM3 112V111H2ZM11 111H9V113H10ZM39 112V111H38ZM46 112H48V110L46 111ZM132 112V111H131ZM130 112V113H131ZM145 112V111H144ZM152 112V111H151ZM221 112V111H220ZM223 113L225 112V110L224 111H222ZM242 112V111H241ZM254 113L256 112V111H253ZM8 113V112H7ZM8 113V114H9ZM23 113V112H22ZM30 113V112H29ZM50 113V112H49ZM64 113V112H63ZM70 114H71V112H69ZM96 113H99V112H96ZM96 113H93V115L94 116H96ZM129 113V112H128ZM127 113V114H128ZM148 113V112H147ZM154 113V114H155ZM157 113H158V111H157ZM217 113V112H216ZM227 112H225V114H226ZM243 113V112H242ZM249 113H251V114H249ZM3 114V113H2ZM14 114V113H13ZM16 114V113H15ZM17 114H19V113H17ZM25 114H28V112L27 113H25ZM56 114V113H55ZM77 114H79V112H77ZM113 115H114V113H112ZM116 114V113H115ZM149 114V113H148ZM163 114V113H162ZM173 114H175L176 115V113H174L173 112ZM182 114V113H181ZM199 114V113H198ZM206 114V113H205ZM218 114V113H217ZM220 114V113H219ZM227 114H229V113H227ZM249 114V115H248ZM262 113H260L259 114V117H261L260 115H261ZM6 115V114H5ZM30 115V114H29ZM59 115V114H58ZM91 115V114H90ZM117 115H118V112H117ZM117 115H114V116H117ZM131 115V114H130ZM133 115V114H132ZM160 115H161V113H160ZM166 115V114H165ZM172 115V114H171ZM170 115V116H171ZM183 115V114H182ZM263 115H264V113H263ZM13 116V115H12ZM23 116V115H22ZM85 116V115H84ZM108 116V115H107ZM114 116H112V119L114 118ZM149 116V115H148ZM168 116V114L165 116V117H167ZM174 116V115H173ZM178 116V115H177ZM228 116V115H227ZM32 117V116H31ZM54 117H57V115L56 116H54ZM90 117V116H89ZM120 118H121V116H119ZM151 117V116H150ZM169 117V116H168ZM211 117H212V113H211ZM58 118V117H57ZM80 118V117H79ZM96 118H97V116H96ZM106 118V117H105ZM110 118V117H109ZM139 118V117H138ZM172 118V117H171ZM210 118V117H209ZM216 118V117H215ZM232 118V117H231ZM38 119V118H37ZM68 119H70V118H68ZM85 119V118H84ZM104 119V118H103ZM108 119V118H107ZM111 119V118H110ZM117 119H119V118H117ZM136 119V118H135ZM146 119H147V117H146ZM156 119H158L157 117H156ZM164 119V117L162 118V120ZM172 119H174V118H172ZM183 119V118H182ZM4 120V119H3ZM33 120V119H32ZM35 120V119H34ZM39 120V119H38ZM43 120V119H42ZM56 120V119H55ZM61 120V119H60ZM59 120V121H60ZM71 120V119H70ZM77 120V119H76ZM97 120V119H96ZM104 120H106V119H104ZM123 120V119H122ZM148 120V119H147ZM166 120V119H165ZM169 119H167L166 121H168ZM176 120H177V117H176ZM186 120H188V119H186ZM233 120V119H232ZM264 120V119H263ZM30 121V120H29ZM45 121V120H44ZM48 121V120H47ZM56 121H58V120H56ZM116 121V119L114 120V122ZM125 121V119L123 120V123H125L124 122ZM133 121H134V119H133ZM137 121V120H136ZM153 121V120H152ZM161 121V120H160ZM159 121V122H160ZM164 121V120H163ZM163 121H161V123L163 122ZM166 121L165 122H163V124H162V128H163V125L166 123ZM259 121V120H258ZM53 122H54V120H53ZM52 121H51V123H53ZM61 122V121H60ZM77 122V121H76ZM75 122V123H76ZM82 122H84V121H82ZM85 122H86V120H85ZM103 122V121H102ZM105 122V121H104ZM108 122V121H107ZM106 122V123H107ZM117 123H118V121H116ZM115 122V123H116ZM127 122V121H126ZM145 122H146V120H145ZM154 122V121H153ZM153 122H150V124L151 123H153ZM158 122V123H159ZM176 122H178L179 123V121L177 120ZM192 122V121H191ZM209 122V121H208ZM1 123H3V122H1ZM5 123V122H4ZM11 124H12V122H10ZM16 123V122H15ZM19 123H20V121H19ZM19 123H17V124H19ZM50 122H48V124H49ZM56 123V122H55ZM66 123V122H65ZM72 123H74V122H72ZM101 123V122H100ZM109 123V122H108ZM110 123H111V121H110ZM113 123V122H112ZM114 123V124H115ZM121 123V122H120ZM128 123V122H127ZM126 123V124H127ZM171 123V120H170V122L168 123V124H170ZM173 123V122H172ZM174 123H175V120H174ZM177 123V124H178ZM218 123V122H217ZM238 123V122H237ZM6 124V123H5ZM20 124H22V123H20ZM19 124V126L21 127V126H24V125H20ZM80 124H81V122H80ZM83 124V123H82ZM94 124V123H93ZM93 124L91 123V124H87L86 125V128L85 129H91L92 127H94L93 126ZM98 124V123H97ZM133 124V123H132ZM138 124V123H137ZM147 124V123H146ZM150 124H147V125H150ZM153 124H155V122L153 123ZM160 124V123H159ZM203 124V123H202ZM58 125H60V124H57V126ZM62 125H64L63 123H62ZM69 125H70V123H69ZM68 125V126H69ZM76 125V124H75ZM74 125V126H75ZM77 125H79V123H77ZM84 125V124H83ZM102 125V124H101ZM101 125H96L95 127H94V129H97L98 127L100 128V130L101 129H103L104 127L103 126H101ZM107 125V124H106ZM117 124H115L114 126H116ZM125 125V124H124ZM134 125V124H133ZM157 125V124H156ZM172 125V124H171ZM170 125V126H171ZM186 125V124H185ZM223 125V124H222ZM14 126V125H13ZM32 126V125H31ZM92 126V127H91ZM111 126H112V124H111ZM118 126H120V125H117V127ZM122 126V125H121ZM136 126V125H135ZM151 126H153V125H151ZM168 126V125H167ZM176 126V125H175ZM7 127V125L5 126V128ZM15 127H17V126H15ZM19 127V128H20ZM27 127V126H26ZM29 127V126H28ZM73 127V126H72ZM109 127V126H108ZM126 127V126H125ZM137 127V126H136ZM146 128V125H144L143 126V128ZM149 127V126H148ZM159 127H161V126H158V128ZM165 127V126H164ZM207 127V126H206ZM219 127V126H218ZM233 127V126H232ZM235 127V126H234ZM3 128V127H2ZM5 128H4V132H5ZM8 128V127H7ZM22 128V127H21ZM55 128V127H54ZM70 128V127H69ZM99 128L97 129V130H99ZM107 128V127H106ZM155 128H157V126L155 127ZM155 128L153 129V130H155ZM157 128V129H158ZM170 128V127H169ZM178 128V127H177ZM188 128V127H187ZM229 128V127H228ZM238 128V127H237ZM236 128V129H237ZM56 129V128H55ZM77 129V128H76ZM93 129V128H92ZM92 129L90 130V131H92ZM138 129V128H137ZM171 129V128H170ZM185 129V128H184ZM222 130H223V128H221ZM27 130H29V129H27ZM65 130V129H64ZM68 130V129H67ZM66 130V131H67ZM71 130H73V129H71ZM80 130V129H79ZM104 130V129H103ZM128 130V129H127ZM182 130V129H181ZM249 130H252V129H249ZM39 131V130H38ZM82 131V130H81ZM89 131V132H90ZM102 131V130H101ZM100 131V132H101ZM139 130H137L136 132H138ZM144 131H145V129H144ZM147 131H149V129H147ZM162 131V130H161ZM163 131H164V129H163ZM244 131V130H243ZM247 131V130H246ZM0 132H1V130H0ZM34 132H36V131H34ZM49 132V131H48ZM94 132H96L95 130H94ZM104 132V131H103ZM108 132V131H107ZM131 132V131H130ZM133 132H134V129H133ZM153 132V131H152ZM151 132V133H152ZM181 132V131H180ZM220 132V131H219ZM240 132V131H239ZM252 132V131H251ZM7 133V132H6ZM18 133V132H17ZM27 133H29V132H27ZM51 132H49V134H50ZM56 133V132H55ZM55 133H53V137H54V134ZM67 133L68 132H66V135H67ZM82 133V132H81ZM85 133V132H84ZM93 133V132H92ZM99 133V132H98ZM98 133H96V134H98ZM112 133V132H111ZM148 133V132H147ZM154 133V132H153ZM157 133V131L155 132V134ZM159 133V132H158ZM229 133V132H228ZM241 133V132H240ZM253 133V132H252ZM19 134V133H18ZM17 134V135H18ZM30 134V133H29ZM29 134H28V136H29ZM31 134L33 135V133L31 132ZM36 134V133H35ZM42 133H38V135H41ZM45 134H46V132H45ZM59 134V133H58ZM72 134V133H71ZM76 134H78L77 133V131H76ZM95 134V133H94ZM95 134V135H96ZM135 133H133V135H134ZM144 134V133H143ZM172 134H175V132L174 133H172ZM230 134V133H229ZM232 134V133H231ZM235 134V133H234ZM248 134H249V131H248ZM257 134V133H256ZM262 134V133H261ZM16 135V134H15ZM37 135V134H36ZM47 135H48V133H47ZM51 135V134H50ZM60 135V134H59ZM63 135V134H62ZM68 135H70V134H68ZM80 135V134H79ZM86 135H88V134H86ZM94 135V136H95ZM131 135V134H130ZM209 135V134H208ZM225 135V134H224ZM6 136V135H5ZM26 136H27V134H26ZM34 136V135H33ZM42 136L43 135H41V138H42ZM64 136V135H63ZM77 136V135H76ZM91 136V135H90ZM108 137L110 136L109 134L107 135ZM124 136V135H123ZM144 136V135H143ZM154 136H156V135H154ZM173 136V135H172ZM227 136V135H226ZM225 136V137H226ZM231 136V135H230ZM249 136V135H248ZM264 136V135H263ZM1 137V136H0ZM15 137V136H14ZM23 137V136H22ZM35 137V136H34ZM34 137H33V140L32 141H37V139L36 140H34ZM37 137V136H36ZM56 138H58V137H60V136H55ZM68 137V136H67ZM71 137V136H70ZM80 137V136H79ZM86 137V136H85ZM88 137H89V135H88ZM92 137V136H91ZM97 137V136H96ZM142 137V136H141ZM141 137H138V138H141ZM145 138L147 137V134L144 136ZM149 137V136H148ZM151 137V136H150ZM153 137V136H152ZM175 137V136H174ZM191 137V136H190ZM197 137V136H196ZM205 137V136H204ZM211 137V136H210ZM213 137V136H212ZM218 137V136H217ZM240 137H241V134H240ZM6 138V137H5ZM4 138V139H5ZM21 138V137H20ZM24 138H26L25 137V135H24V137L22 138V139H24ZM49 138H50V136H49ZM66 138V137H65ZM78 138V137H77ZM87 138V137H86ZM95 138V137H94ZM101 137H99V139H100ZM120 138H122V136L120 137ZM134 138V137H133ZM137 138V139H138ZM156 138H157V136H156ZM161 138H163V137H161ZM233 138V137H232ZM238 138V137H237ZM257 138V137H256ZM263 138V137H262ZM2 139H3V136H2ZM10 139V138H9ZM8 139V140H9ZM18 139H19V137H18ZM44 139V138H43ZM53 139V138H52ZM62 139V138H61ZM63 139H64V137H63ZM69 139V138H68ZM85 139V138H84ZM123 139V138H122ZM144 139V138H143ZM188 139V138H187ZM185 139V140H181V141H179V142H177V144H174V148H175V145L176 146H178L177 148H178V150H180V153H179V158H183V150H185V149H188L189 150V148H191V146L194 144L193 143V140L192 139ZM213 139V138H212ZM241 139V138H240ZM259 139V141H260V138H257V140ZM0 140H1V138H0ZM11 140V139H10ZM19 140H21V139H19ZM26 140H28V139H26ZM25 140V141H26ZM54 140V139H53ZM66 140H67V138H66ZM74 140V139H73ZM77 140V139H76ZM91 140V139H90ZM94 140V139H93ZM152 140H153V138H152ZM161 140V139H160ZM165 140V139H164ZM250 140H253V139H250ZM264 140V139H263ZM32 141H30V142H32ZM39 141H40V139H39ZM64 141V140H63ZM85 141V140H84ZM87 141V140H86ZM107 141V140H106ZM139 141H140V139H139ZM151 141V140H150ZM149 141V142H150ZM154 141V140H153ZM156 141V140H155ZM208 141V140H207ZM219 141V140H218ZM239 141V140H238ZM242 141H243V139H242ZM241 141V142H242ZM11 142V141H10ZM16 142V141H15ZM17 142H19V141H17ZM16 142V145L18 144ZM27 142L29 143V141H26V144H27ZM38 142V141H37ZM44 142V141H43ZM47 142V141H46ZM45 142V143H46ZM54 142V141H53ZM59 142H62V141H59ZM71 142V141H70ZM76 142V141H75ZM80 142V141H79ZM78 142V143H79ZM83 142V141H82ZM93 142H97V141H92V144H93ZM137 142V141H136ZM142 142V141H141ZM146 142H148V140L146 141ZM148 142V143H149ZM197 142H199V141H197ZM210 142V141H209ZM251 142V141H250ZM261 142V141H260ZM12 143V142H11ZM10 143V144H11ZM20 143H22V142H20ZM32 143H34V142H32ZM31 143V144H32ZM36 143V142H35ZM50 143V142H49ZM77 143V142H76ZM88 144H89V142H87ZM91 143V142H90ZM106 143V142H105ZM138 143V142H137ZM150 143H152V141L150 142ZM157 143H159V140H158V142ZM156 143V144H157ZM166 143H168V142H166ZM216 143V142H215ZM219 143V142H218ZM1 144H2V142H1ZM43 144V143H42ZM55 144H57V143H55ZM60 144V143H59ZM66 144V143H65ZM64 144V145H65ZM73 144V143H72ZM71 144V145H72ZM82 144V143H81ZM84 144H86V143H84ZM100 144V143H99ZM153 145H154V143H152ZM197 144V143H196ZM199 144V143H198ZM202 144V143H201ZM225 144V143H224ZM236 144V143H235ZM19 145V144H18ZM17 145V146H18ZM30 145V144H29ZM36 145V144H35ZM64 145H62V146H64ZM67 145V144H66ZM91 145V144H90ZM136 145V144H135ZM150 145V144H149ZM172 145V144H171ZM239 145V144H238ZM237 145V146H238ZM260 145V144H259ZM5 146V145H4ZM20 146V145H19ZM43 146H45V145H43ZM42 146V147H43ZM53 146V145H52ZM52 146H51V148H52ZM59 146V145H58ZM74 146V145H73ZM76 146H79V145H76ZM75 146V147H76ZM83 146H86V145H83ZM110 146V145H109ZM114 146V145H113ZM151 146V145H150ZM156 146V145H155ZM199 146V145H198ZM207 146H208V144H207ZM246 146V145H245ZM21 147V146H20ZM49 147V146H48ZM48 147H47V149H48ZM57 147V146H56ZM74 147V148H75ZM82 147V146H81ZM87 147V146H86ZM104 146H102V147H100L99 146V148L98 149H100V148H103ZM105 147H107V145L105 146ZM104 147V148H105ZM118 147V146H117ZM140 147H142V146H140ZM211 148L213 147V145H211L210 146ZM227 147V146H226ZM30 148H33L32 146L30 147ZM44 148H46V147H44ZM61 148H63V147H60V148H58L57 147V149H61ZM68 148V147H67ZM78 148V147H77ZM88 148V147H87ZM96 148V149H97ZM121 148V147H120ZM149 148V147H148ZM155 148V147H154ZM202 148V147H201ZM217 148V147H216ZM225 148V147H224ZM232 148V147H231ZM234 148V147H233ZM36 149V148H35ZM70 149H72L71 147H70ZM81 149V148H80ZM83 149V148H82ZM86 149V148H85ZM92 149V148H91ZM199 149V148H198ZM242 149V148H241ZM244 149V148H243ZM249 150L250 149V145H248L246 148H245V150ZM252 149V148H251ZM8 149L6 148V151H7ZM11 150V149H10ZM28 150V149H27ZM40 150V149H39ZM53 150H54V148H53ZM61 150H63V149H61ZM64 150H65V148H64ZM68 150V149H67ZM77 150H79V149H77ZM88 150V149H87ZM94 150V148L92 149V151ZM103 150V149H102ZM109 150H112V149H109ZM115 150V149H114ZM113 150V151H114ZM148 150V149H147ZM147 150H144V153L145 152H147ZM211 150V149H210ZM209 150V151H210ZM219 150V149H218ZM254 150V149H253ZM263 150V149H262ZM22 151V150H21ZM30 151H31V149H30ZM30 151H28V152H30ZM50 151H52V150H50ZM73 151H74V149H73ZM76 151V150H75ZM82 151V150H81ZM101 151V150H100ZM100 151H99V153H100ZM128 151V150H127ZM159 151V150H158ZM161 151H164V150H161ZM194 151V150H193ZM226 151V150H225ZM227 151H230L229 149H227ZM240 151V153L242 154V151L241 150H239ZM27 152V153H28ZM49 152V151H48ZM55 152V151H54ZM63 152H65V151H63ZM111 152V151H110ZM115 152V151H114ZM122 152H124V151H122ZM142 152H143V150H142ZM142 152H141V154H142ZM199 152L201 153V150H199ZM202 152H203V150H202ZM224 152V151H223ZM236 152V151H235ZM247 152V151H246ZM249 152V151H248ZM256 152H258V151H255L254 153H256ZM7 153V152H6ZM26 153V154H27ZM35 153H37V152H35ZM75 153L76 152H74V154L73 155H75ZM84 153V152H83ZM88 153V152H87ZM86 153V154H87ZM98 153V152H97ZM96 153V154H97ZM120 154L121 155V153L120 152H117L116 151V155L117 154ZM125 154H126V151L124 152ZM140 153V152H139ZM185 153V152H184ZM196 153V152H195ZM198 153V152H197ZM196 153V154H197ZM206 153H208V149H207V151H206ZM205 153V154H206ZM221 153V152H220ZM219 153V154H220ZM231 153H233V152H231ZM244 153V152H243ZM253 153V152H252ZM259 153V152H258ZM260 153H261V151H260ZM264 153V152H263ZM9 154H11V153H9ZM50 154V153H49ZM51 154H54V153H52L51 152ZM50 154V155H51ZM56 154V153H55ZM68 154H69V152H68ZM67 154V155H68ZM124 154V155H125ZM133 154V153H132ZM137 154V153H136ZM135 154V155H136ZM147 154V153H146ZM145 154V155H146ZM199 154V153H198ZM235 154V153H234ZM241 154H240V156H241ZM245 154V153H244ZM243 154V155H244ZM12 155H13V153H12ZM30 155V154H29ZM66 155V154H65ZM70 155V154H69ZM68 155V156H69ZM84 155V154H83ZM120 155H117L118 157L120 156ZM129 155V154H128ZM143 155V154H142ZM145 155H143V156H145ZM148 155V154H147ZM146 155V156H147ZM225 155V154H224ZM238 155V154H237ZM248 155V154H247ZM246 155V156H247ZM250 155H251V153H250ZM249 155V156H250ZM253 155V154H252ZM255 155V154H254ZM9 156V155H8ZM11 156V155H10ZM41 156V155H40ZM86 156H88V155H86ZM86 156H84V160L85 159H87V158H85ZM98 156V155H97ZM116 156V157H117ZM123 156V155H122ZM139 156V155H138ZM141 156V155H140ZM154 156H156V155H154ZM164 156V155H163ZM173 156H175V155H173ZM7 157V156H6ZM60 157V156H59ZM62 157V156H61ZM64 157V156H63ZM66 157V156H65ZM72 157V156H71ZM83 157V156H82ZM107 157V158H106ZM106 159H108V157L109 156H107V154H106ZM117 157V158H118ZM125 157H127V156H125ZM124 157V158H125ZM157 157V156H156ZM185 157V156H184ZM189 157V156H188ZM211 157V156H210ZM214 158H216L215 156H213ZM234 158H228V157H225V158H219V159H217V165H215L216 167L215 168H213V169H208V168H206V167H204V165H203V168H202V166H201V164L200 163H198L197 162V164H195V165H197V167L195 166L194 168H193V170L192 171H189V174L190 175H186V176H184V178H182V182H185L186 184H187V186L186 187H188L189 188V186H193V189H187V190H173L172 191V193H176V197H177V201L173 204V205H165V204H163V203H161V204H156L155 203V207L153 208V211L154 212H156L157 213V215H159L160 217H162V219L163 220H168V222L169 221H179L178 222V226L179 227H183V226H185V223L183 222V221H180V217H181V215L182 214H184V215H186V218L188 217V221H186L187 222V224H190L188 227H186V229L187 230H184L185 231V235H184V239H181V240H177L176 242H173V243H171L169 246H168V244H166V242H164L165 241V238L163 239V241H161V242H157L158 240H155L156 238H157V236H158V234H157V231H155V230H153V231H155V233H156V235L155 236H150L149 238H150V240H149V238H147V237H139L138 236V238L136 239V243L135 244H137V245H141L142 247H143V251H145L146 253H149V255L151 254H156V259L155 260H157V261H163V259H167L168 258V256H173L174 258H179V259H185V258H188V259H190V257L192 256V255H194V254H196V253H198V254H203L204 255V258H205V255H207V254H210V252H212V248H214V245H213V243H214V239H215V236L214 235H212V231H218V230H223V232L222 233H224V234H226L227 233V235L228 234H233V233H235V232H238V231H244V230H246V229H249V228H253L254 226H256L257 224H261V222H262V220H260L261 218H259V217H257V216H250V215H246V214H248L249 212L247 211V212H245L244 213V209L245 208H247L246 206H247V204H246V202H244V200H243V198H241L240 200H239V202L237 203V204H232V203H230V204H226V202L224 203V202H221L220 201V197H218L216 194H214L213 193V190L212 191H210V190H208V188L204 185V183L205 182H208V180H210L211 179V181H213V185H214V187H216V186H219L220 187V185L222 184V185H227V187H232V188H237L238 186H240V185H244V183H246V182H249V181H253V180H255V179H259V178H261V176H262V174H260L261 172H260V170H258V169H254V168H247L243 163H242V159L243 160H245L246 161V159H244L243 157H241V160H240V158L238 159V161H236V160H234L235 159V156H233ZM254 157V156H253ZM261 157V156H260ZM37 158H42V157H38L37 156ZM37 158H35V159H37ZM67 158V157H66ZM70 158V157H69ZM91 158H93V157H91ZM117 158H116V161L118 162V160H117ZM130 158H132V157H130ZM129 158V159H130ZM134 158H135V156H134ZM139 158H141V157H139ZM144 158V157H143ZM192 158V157H191ZM255 158H256V156H255ZM0 159H3V158H0ZM63 159V158H62ZM81 159H83V158H81ZM97 159V158H96ZM99 159V158H98ZM121 159H123V158H121ZM137 159V158H136ZM142 159V158H141ZM200 159V158H199ZM252 159H254V158H252ZM8 160V159H7ZM10 160V159H9ZM28 160V159H27ZM26 160V161H27ZM38 160V159H37ZM92 160H94V158L92 159ZM105 160V159H104ZM111 160V159H110ZM109 160V161H110ZM124 160H127L126 158L124 159ZM124 160H123V163H121V165L122 164H124L125 162H124ZM180 161H181V159H179ZM179 160H176V158H173V159H167V160H163V161H160L159 159H151V158H145L144 159V163H142L141 162V166H137V168H133V169H131V170H124V166L126 165V163H125V165H123L122 166V168L123 169H121L120 167V164H119V166L120 167H118V166H116V169L118 170V171H120V173H122V172H125V178H126V182H128L127 183V186L129 187L128 189H129V191L132 193V194H135V192H134V187L135 186H144L145 188H147V190L149 191V192H151L152 191V189H154L153 187H155V188H166V190H168V189H171V186H173V184H169V185H167V181H169L170 180V178H173V180L175 181L178 177H179V175L181 174V172L178 170L179 169V166L177 165L178 163H179ZM193 160V159H192ZM202 160H204V158L202 159ZM207 160V159H206ZM251 160V159H250ZM257 160V159H256ZM3 161H5V159H3ZM11 161H13V159H11ZM15 161V160H14ZM26 161H24L25 163H26ZM41 162H42V160H40ZM52 162H53V160H51ZM65 161V160H64ZM108 161V160H107ZM122 161V160H121ZM128 161V160H127ZM196 161V160H195ZM213 160H211V162H212ZM249 161V160H248ZM260 161V160H259ZM0 162H1V160H0ZM10 162V161H9ZM73 162H74V160H73ZM95 163H96V160L94 161ZM117 162H116V164H117ZM12 163V162H11ZM37 163V162H36ZM49 163V162H48ZM76 163H78V161L76 162ZM91 163V161L88 163V164H90ZM93 163V162H92ZM99 163V161L97 162V164ZM109 163V162H108ZM119 163V162H118ZM193 163V162H192ZM206 163V162H205ZM247 163V162H246ZM262 163V162H261ZM13 164V163H12ZM42 164V163H41ZM72 164V163H71ZM87 164V163H86ZM85 164V165H86ZM104 164V163H103ZM106 164V163H105ZM130 164V163H129ZM128 164V165H129ZM202 164H204V163H202ZM207 164V163H206ZM258 164V163H257ZM76 165V164H75ZM95 165V164H94ZM131 165V164H130ZM129 165V166H130ZM264 165V164H263ZM76 166H78V165H76ZM96 166V165H95ZM209 166V165H208ZM20 167V166H19ZM40 167V166H39ZM83 167H85V166H83ZM131 167V166H130ZM66 168V167H65ZM78 168V167H77ZM90 168V167H89ZM120 168V169H119ZM125 168H129L128 166H126ZM206 168V169H205ZM18 169V168H17ZM46 169V168H45ZM48 169V171H49V167L47 168ZM51 169V168H50ZM58 169V168H57ZM69 169V168H68ZM73 169V168H72ZM71 169V170H72ZM97 169V168H96ZM99 169H100V167H99ZM103 169V168H102ZM106 169V168H105ZM104 169V170H105ZM107 169H109L108 167H107ZM260 169V168H259ZM4 170V169H3ZM22 170H24V169H22ZM261 170H262V168H261ZM6 171V170H5ZM27 171V170H26ZM40 171V170H39ZM78 171V170H77ZM97 171V170H96ZM95 171V172H96ZM183 171V170H182ZM186 171V170H185ZM187 171H188V169H187ZM16 172H17V170H16ZM41 172V171H40ZM43 172H44V170H43ZM49 172H51V171H49ZM52 172H53V169H52ZM55 172V171H54ZM69 172V171H68ZM67 172V173H68ZM73 172V171H72ZM89 172V171H88ZM100 172V171H99ZM98 171L95 173V174H97V173H99ZM101 172H103V170L101 171ZM101 172H100V174L99 175H101ZM17 174V173H16ZM24 174V173H23ZM26 174V173H25ZM47 175H48V173H46ZM73 174H75V171H74V173ZM80 174H82V173H80ZM1 175H2V173H1ZM0 175V176H1ZM8 176V174L6 173L5 174V176ZM46 175V176H47ZM55 175V174H54ZM53 175V176H54ZM57 175V174H56ZM60 175V174H59ZM85 175V174H84ZM4 176V175H3ZM4 176V177H5ZM28 176H29V174H28ZM45 176V175H44ZM60 176H62V175H60ZM69 176V175H68ZM75 176V175H74ZM77 176V175H76ZM76 176H75V178H76ZM94 176V175H93ZM116 176V175H115ZM121 176H122V174H121ZM2 177V176H1ZM15 177V176H14ZM13 177V178H14ZM24 177V176H23ZM22 177V178H23ZM33 177V176H32ZM55 177V176H54ZM58 177V176H57ZM73 177V176H72ZM86 176H84L83 178H85ZM98 177V176H97ZM112 177H114V176H112ZM3 178V177H2ZM8 178V177H7ZM52 178V177H51ZM60 178V177H59ZM74 178V177H73ZM78 178H80V177H78ZM89 178V177H88ZM103 178H105V177H103ZM108 178V177H107ZM125 178H124V181H125ZM5 179V178H4ZM28 179V178H27ZM50 179V178H49ZM55 179V178H54ZM57 179V178H56ZM61 179H62V177H61ZM81 179V178H80ZM179 179V178H178ZM58 180V179H57ZM60 180V179H59ZM65 180V179H64ZM67 180V179H66ZM74 180V179H73ZM72 180V181H73ZM76 180V179H75ZM188 180L190 181V182H188ZM7 181V180H6ZM24 181V180H23ZM22 181V182H23ZM51 181H53L52 179H51ZM68 181V180H67ZM78 181V180H77ZM90 181V180H89ZM94 180L92 179V181L90 182V183H92ZM104 182H105V180H103ZM177 181V180H176ZM258 181V180H257ZM1 182H3V181H1ZM95 182H96V180H95ZM264 182V181H263ZM24 183V182H23ZM38 183V182H37ZM56 183H57V181H56ZM60 183V182H59ZM73 183H76L75 181H73ZM84 183V182H83ZM181 183V182H180ZM185 183H182L183 185L185 184ZM209 183V182H208ZM208 183H206V184H208ZM28 184V183H27ZM39 184V183H38ZM58 184V183H57ZM65 184V183H64ZM82 184V183H81ZM105 184H107V183H105ZM111 184V183H110ZM124 184V183H123ZM212 184V183H211ZM210 184V185H211ZM264 184V183H263ZM262 184V185H263ZM5 185V184H4ZM16 185V184H15ZM30 185V184H29ZM37 185V184H36ZM40 186H41V184H39ZM39 185H38V188H39ZM60 185V184H59ZM78 185V184H77ZM100 185V184H99ZM152 185H154L153 187H152ZM159 185V186H158ZM261 185V184H260ZM1 186V185H0ZM18 186V185H17ZM80 186V185H79ZM81 186H83V185H81ZM88 186V185H87ZM96 186V185H95ZM103 186V185H102ZM107 186V185H106ZM119 186V185H118ZM212 186V185H211ZM259 186V185H258ZM16 187V186H15ZM14 187V188H15ZM31 187L33 188V186L31 185ZM31 187H29V188H31ZM63 187V186H62ZM77 187V186H76ZM113 187V186H112ZM124 187V186H123ZM174 187V186H173ZM249 187V186H248ZM252 187H255V186H252ZM257 187V186H256ZM261 187V186H260ZM43 188V187H42ZM59 188V187H58ZM67 189L69 188V187H66ZM79 188V187H78ZM85 188H90V187H86V185H85ZM85 188H80L79 189V191H78V189L76 190V192H70L69 194H68V191L65 193V194H63V195H65L66 196V194H68V196H66L65 198H69V199H71L70 201H71V203H72V205H73V209L75 210V211H77V212H80V211H87L86 213L87 214H89V212H93V211H98V209L100 208V204H98L102 199H104V197H102L101 199H100V201H98V200H96L97 198L94 196H91V194H90V192H88ZM92 188V187H91ZM98 188H100V187H98ZM109 188V187H108ZM114 188V187H113ZM127 188V187H126ZM177 187H175V189H176ZM238 188H240V187H238ZM6 189V188H5ZM16 189V188H15ZM27 189V188H26ZM37 189V188H36ZM70 189V188H69ZM75 189V188H74ZM73 189V190H74ZM120 190H122V189H124V188H121V186H120V188H119ZM183 189V188H182ZM219 189V188H218ZM247 189V188H246ZM259 189V188H258ZM1 190V189H0ZM4 190V189H3ZM10 190V189H9ZM21 189L19 188V190L18 191H20ZM23 190V189H22ZM28 190V189H27ZM33 190V189H32ZM38 190V189H37ZM43 190V189H42ZM73 190H71V191H73ZM95 190V189H94ZM97 190V189H96ZM95 190V191H96ZM100 192H101V190L100 189H98ZM97 190V191H98ZM103 190V189H102ZM112 190H115V189H112ZM125 190V189H124ZM146 190V189H145ZM147 190L145 191V192H147ZM5 191V190H4ZM13 191L14 190H12V193H13ZM24 191V190H23ZM22 191V192H23ZM36 191V190H35ZM39 191V190H38ZM64 191V190H63ZM75 191V190H74ZM89 191H91V190H89ZM97 191H96V193H97ZM129 191H128V193H129ZM144 191V190H143ZM222 191V190H221ZM233 191V190H232ZM236 191V190H235ZM251 191V190H250ZM10 192V191H9ZM21 192V191H20ZM26 192V191H25ZM37 192V191H36ZM43 192V191H42ZM41 192V193H42ZM48 192V191H47ZM57 192V191H56ZM144 192V193H145ZM163 192V191H162ZM236 192H238V191H236ZM44 193V192H43ZM95 193V192H94ZM94 193H93V195H94ZM99 193V192H98ZM97 193V194H98ZM116 193H117V191H116ZM17 194H18V192H17ZM25 194H28V192L27 193H25ZM40 194V193H39ZM105 194V193H104ZM108 194H110V193H108ZM147 194H148V192H147ZM166 194V193H165ZM224 194V193H223ZM222 194V195H223ZM239 194V193H238ZM3 195H6V194H3ZM8 195V194H7ZM20 195H21V193H20ZM37 195V194H36ZM50 195V194H49ZM99 195V194H98ZM159 195V194H158ZM225 195V194H224ZM234 195V194H233ZM9 196H11V195H9ZM14 196H15V194H14ZM17 197L19 196V194L18 195H16ZM38 196V195H37ZM41 196V195H40ZM99 196H101V195H99ZM104 196V195H103ZM114 196H117V194H115ZM126 196L128 197V195H127V191H126ZM144 196V195H143ZM162 196V195H161ZM244 196V195H243ZM12 197V196H11ZM23 197L26 199V201H27V197H26V195L24 196L23 195ZM35 197V196H34ZM43 197H44V195H43ZM51 197V196H50ZM49 196H48V198H50ZM53 197V196H52ZM141 197H142V195H141ZM164 197H165V195H164ZM227 197V196H226ZM250 197V196H249ZM7 199L9 198V197H6ZM6 198H4L5 199V201H6ZM33 198V197H32ZM36 198V197H35ZM46 198V197H45ZM44 198V199H45ZM223 198H224V196H223ZM228 199H229V197H227ZM227 198H224V199H227ZM230 198H231V195H230ZM12 199H13V197H12ZM11 199V200H12ZM30 199V198H29ZM54 199V198H53ZM154 199V198H153ZM222 199V198H221ZM232 199V198H231ZM237 199V198H236ZM9 200V199H8ZM14 200V199H13ZM17 200H19L18 198H17ZM22 200V198L20 199V201ZM42 200V199H41ZM48 201H49V199H47ZM108 200V199H107ZM106 200V201H107ZM151 200H152V198H151ZM150 200V201H151ZM155 200V199H154ZM1 201H3V200H1ZM20 201H17L18 203H16V204H19V203H21ZM37 201V200H36ZM44 201V200H43ZM46 201V200H45ZM136 201V200H135ZM173 201V200H172ZM171 201V202H172ZM222 201H223V199H222ZM227 201V200H226ZM235 201V200H234ZM6 202H9V201H6ZM12 202V201H11ZM16 202V201H15ZM14 202V203H15ZM22 202H24V200H22ZM39 202V201H38ZM55 202V201H54ZM101 202H103V201H101ZM109 202V201H108ZM112 202V201H111ZM118 202V201H117ZM116 202V204L115 205H120V204H118ZM154 202V201H153ZM2 203V202H1ZM10 203V202H9ZM49 203V202H48ZM56 203V202H55ZM115 203V202H114ZM113 203V204H114ZM137 203V202H136ZM40 204H41V202H40ZM59 205H61L60 203H58ZM102 204V203H101ZM108 204H110V203H108ZM107 204V205H108ZM121 204H123V203H121ZM167 204V203H166ZM2 205V204H1ZM21 205H22V203H21ZM20 205V206H21ZM24 205V204H23ZM42 205V204H41ZM63 205V204H62ZM125 205V204H124ZM127 205H128V203H127ZM250 205V204H249ZM11 206V205H10ZM14 206V205H13ZM25 206H28L29 207V205H25ZM31 206H33V205H31ZM30 206V207H31ZM43 206V205H42ZM51 206H53V204L51 203ZM55 206V205H54ZM102 207H105L103 204L101 205ZM110 205H108V207H109ZM116 206V207H117ZM150 206H151V203H150ZM41 207V206H40ZM39 207V208H40ZM46 207V206H45ZM49 207V206H48ZM47 207V208H48ZM115 207V208H116ZM127 207H129V206H127ZM134 207V206H133ZM140 207V206H139ZM263 207V206H262ZM3 208V207H2ZM12 209H13V207H11ZM16 210L18 209V207L16 208V207H14ZM32 208V207H31ZM31 208H29V209H31ZM34 208V207H33ZM33 208H32V212H34L33 211ZM47 208H45V209H47ZM53 208V207H52ZM52 208H49L50 210L52 209ZM66 208V207H65ZM70 208V207H69ZM120 208H122V207H120ZM251 208V207H250ZM257 208V207H256ZM259 208V207H258ZM0 209H1V206H0ZM22 209H26V207H23L22 206ZM22 209L20 210V208L18 209V210H20L21 211V213H22V216H24L23 215V212L25 211H23L22 212ZM55 209V208H54ZM54 209H52V210H54ZM56 209H58V208H56ZM56 209L54 210V215H56V213L58 212V211H56ZM62 209H64V206H63V208ZM61 208L59 209V210H62ZM72 209V208H71ZM111 209V208H110ZM118 209H119V206H118ZM249 209V208H248ZM17 210V211H18ZM27 210V209H26ZM38 210V209H37ZM39 210H42V209H39ZM39 210L38 211H36V213L37 212H39ZM52 210H51V212H52ZM67 210H69V209H67ZM103 210H104V208H103ZM120 210V209H119ZM132 210V209H131ZM138 210H139V208H138ZM140 210H142V209H140ZM139 210V211H140ZM259 210V209H258ZM2 211H3V209H2ZM11 211V210H10ZM9 211V212H10ZM43 211V210H42ZM42 211H41V213H42ZM47 211V210H46ZM65 211V210H64ZM102 211V210H101ZM128 211H129V209H128ZM145 211H146V209H145ZM152 211V212H153ZM207 211V213H210V214H212V217H211V219H209L210 218V216L208 217V219L209 220H207L206 222H202V223H200V224H192V222L194 221L195 222V220H196V216L199 214H201V213H203V212H206ZM224 212V214L222 215V216H219L220 214V212ZM4 212V211H3ZM19 212V211H18ZM16 213V214H20V213ZM51 212H50V214H51ZM68 212V211H67ZM72 212H74L73 210H72ZM132 212V211H131ZM133 212H135V211H133ZM141 212H143V210L141 211ZM185 212V213H184ZM251 212V211H250ZM29 213V212H28ZM27 213V214H28ZM69 213V212H68ZM68 213H67V215H68ZM71 213V212H70ZM129 213H130V211H129ZM139 213V212H138ZM29 214H32V213H29ZM43 214V213H42ZM102 214V213H101ZM141 214V213H140ZM261 214V213H260ZM9 215H11L10 213H9ZM40 215V214H39ZM47 215H48V213H47ZM65 215H66V212H65ZM73 215V214H72ZM135 215H136V213H135ZM149 215V214H148ZM154 215V214H153ZM156 215V214H155ZM156 215V216H157ZM203 215V214H202ZM263 215H264V213H263ZM2 216V215H1ZM4 216V215H3ZM14 216V215H13ZM46 216V215H45ZM45 216H43V218L45 219V220H43L44 222L46 221V217ZM51 216H52V218H53V214H51ZM58 216V215H57ZM61 216H62V214H61ZM98 216V215H97ZM113 216V215H112ZM132 216V215H131ZM201 216V215H200ZM60 217V216H59ZM120 217V216H119ZM129 217V216H128ZM149 217V216H148ZM164 217V218H163ZM204 217V216H203ZM202 217V218H203ZM249 217H250V219H249ZM31 218V217H30ZM51 218V219H52ZM54 218H55V220H59V219H57L55 216H54ZM53 218V219H54ZM62 218V217H61ZM68 218V217H67ZM76 218H78V217H76ZM156 218H158V217H156ZM182 218V217H181ZM245 218V219H244ZM246 218H248L249 219V224H248V226L246 227V224H244V222H243V220H247ZM263 218V217H262ZM15 219V218H14ZM18 219V218H17ZM66 219V218H65ZM79 219V218H78ZM110 219H112V218H110ZM146 219H147V217H146ZM11 220V219H10ZM31 220V219H30ZM61 220V219H60ZM77 220V219H76ZM114 220V219H113ZM120 220V219H119ZM153 220V219H152ZM155 220H157V219H155ZM163 220H161V221H163ZM192 220V221H191ZM2 221V220H1ZM13 221V220H12ZM15 221H17V220H15ZM22 221V220H21ZM23 221H25V220H23ZM49 221H50V218H49ZM54 221V220H53ZM52 221V222H53ZM63 221H65L64 220V218H63ZM73 222H74V220H72ZM112 221V220H111ZM116 221V220H115ZM159 221H160V219H159ZM197 221V220H196ZM200 221V220H199ZM228 221H232V223H229L228 224V226H226L225 227V224H227V222ZM18 222V221H17ZM30 222V221H29ZM54 222H56L57 223V221H54ZM62 222V221H61ZM69 222V221H68ZM71 222V221H70ZM103 222V221H102ZM112 222H114V221H112ZM157 222V221H156ZM6 223V222H5ZM28 223V222H27ZM34 223V222H33ZM36 223V222H35ZM47 223V222H46ZM51 223V222H50ZM62 223H64V222H62ZM87 223H88V220H87ZM120 223V222H119ZM140 223V222H139ZM175 223V222H174ZM177 223V222H176ZM38 224H40V222L38 223ZM47 224H49V223H47ZM65 224V223H64ZM76 224V223H75ZM80 224V223H79ZM90 224V223H89ZM167 224V223H166ZM14 225V224H13ZM15 225H17L16 223H15ZM26 225V224H25ZM41 225V224H40ZM40 225H38V227L40 226ZM51 225V224H50ZM57 225H59V224H57ZM69 225V224H68ZM91 225V224H90ZM126 225V224H125ZM2 226V225H1ZM20 226V225H19ZM64 226V225H63ZM65 226H66V224H65ZM76 226L78 227V224H76ZM122 226V225H121ZM150 226V225H149ZM165 226H167V225H165ZM171 226V225H170ZM259 226V225H258ZM28 227V226H27ZM43 227V226H42ZM60 227H62L61 226V223H60V226H59V228ZM114 227V226H113ZM134 227V226H133ZM154 227V226H153ZM160 227V226H159ZM158 227V228H159ZM164 227V226H163ZM172 227V226H171ZM176 227V226H175ZM184 227V228H185ZM228 227V228H227ZM0 228H2V227H0ZM58 228V227H57ZM58 228V230H60ZM75 228V227H74ZM81 228V227H80ZM124 228V227H123ZM129 228V227H128ZM173 228V227H172ZM223 228H225V230L223 229ZM16 229V228H15ZM44 229V228H43ZM79 229V228H78ZM97 229V228H96ZM125 229V228H124ZM156 229H157V227H156ZM174 229H176V228H174ZM255 229V228H254ZM253 229V230H254ZM257 230H258V228H256ZM255 229V230H256ZM48 230V229H47ZM51 230V229H50ZM75 230H77V229H75ZM94 230V229H93ZM162 229H159V231H161ZM171 230V229H170ZM221 230V231H222ZM252 230V229H251ZM250 230V231H251ZM20 231V230H19ZM78 231V230H77ZM106 231H108V230H106ZM140 231H142V230H140ZM159 231H158V233H159ZM166 231H168V230H166ZM179 231V230H178ZM181 231V230H180ZM88 232V231H87ZM127 232V231H126ZM212 232V233H211ZM263 232V231H262ZM20 233V232H19ZM22 233H23V231H22ZM59 233V232H58ZM86 233V232H85ZM111 233V232H110ZM113 233V232H112ZM161 233H165V232H161ZM167 233V232H166ZM53 234V233H52ZM107 234V233H106ZM121 234V233H120ZM130 234V233H129ZM145 234V233H144ZM218 234V233H217ZM256 234V233H255ZM260 234V233H259ZM1 235V234H0ZM13 235V234H12ZM15 235V234H14ZM44 235V234H43ZM42 235V236H43ZM119 235V234H118ZM147 235V234H146ZM16 236H19V235H16ZM24 236H26V235H24ZM23 236V237H24ZM50 236H52V235H50ZM144 236V235H143ZM173 235H171V237H172ZM183 236V235H182ZM13 237V236H12ZM46 237V236H45ZM129 237V236H128ZM127 237V238H128ZM169 237H170V235H169ZM243 237V236H242ZM252 237V236H251ZM27 238V237H26ZM25 238V239H26ZM49 238V237H48ZM60 238V237H59ZM58 238V239H59ZM106 238V237H105ZM110 238V237H109ZM160 238V237H159ZM219 237H217V239H218ZM224 239H225V237H223ZM222 238V239H223ZM246 238V237H245ZM33 239V238H32ZM50 239H52V237L50 238ZM132 239V238H131ZM145 239H147L148 241H145ZM174 239V238H173ZM253 239V238H252ZM252 239H250V241L252 240ZM256 239V238H255ZM264 239V238H263ZM2 240H4V238L2 239ZM1 240V241H2ZM24 239H22V241H23ZM27 240V239H26ZM28 240H30L31 241V239H28ZM64 240V239H63ZM106 240V239H105ZM109 240V239H108ZM220 240V239H219ZM229 240V239H228ZM236 240V239H235ZM240 240V239H239ZM30 241H28V242H30ZM89 241V240H88ZM102 241V240H101ZM172 241V240H171ZM215 241H217L216 239H215ZM227 241V240H226ZM253 241H254V239H253ZM260 241V240H259ZM40 242H42V241H40ZM133 242V241H132ZM238 242V241H237ZM43 243V242H42ZM216 243V242H215ZM214 243V244H215ZM223 243V242H222ZM222 243H221V245H222ZM225 243V242H224ZM257 244H258V240H257V242H256ZM3 244V243H2ZM108 244V243H107ZM112 244V243H111ZM218 244V243H217ZM226 244V243H225ZM5 245V244H4ZM41 245V244H40ZM88 245V244H87ZM212 245H213V247H212ZM228 245V244H227ZM253 245V244H252ZM261 245H263V244H261ZM61 246H63V245H61ZM108 246V245H107ZM112 246V245H111ZM118 246V245H117ZM126 246V245H125ZM219 246V245H218ZM218 246H216L217 248H218ZM243 246V245H242ZM5 247V246H4ZM9 247V246H8ZM60 247V246H59ZM103 247V246H102ZM104 247H106V246H104ZM109 247V246H108ZM113 247H115V246H113ZM126 247H128V246H126ZM133 247V246H132ZM225 247V246H224ZM249 247V246H248ZM107 248V247H106ZM112 248V247H111ZM134 248V247H133ZM220 248V247H219ZM58 249V248H57ZM93 249H95V248H93ZM105 249V248H104ZM108 249V248H107ZM114 249V248H113ZM119 249V248H118ZM66 250V249H65ZM99 250V249H98ZM109 250V249H108ZM114 250H116V249H114ZM121 250V249H120ZM120 250H118L119 252H120ZM128 250H130L129 248H128ZM127 250V251H128ZM221 250V249H220ZM245 250V249H244ZM243 250V251H244ZM103 251H106V250H103ZM110 251V250H109ZM123 251H126V250H123ZM240 251V250H239ZM108 251H106L105 253H107ZM111 252V251H110ZM113 252V251H112ZM118 252V253H119ZM221 252V251H220ZM225 252V251H224ZM235 252V251H234ZM234 252L232 253V251L230 252V253H232L233 255H234ZM241 252V251H240ZM250 252V251H249ZM252 252V251H251ZM75 253V252H74ZM102 253V252H101ZM118 253H116L117 255H119V254H121V252L118 254ZM123 253V252H122ZM124 253H126V254H130V253H132V252H124ZM236 253V252H235ZM256 253V252H255ZM102 254H104V252L102 253ZM111 254V253H110ZM212 254V253H211ZM217 254V253H216ZM219 254V253H218ZM232 254H231V256H232ZM251 255H252V253H250ZM260 254V253H259ZM40 255V254H39ZM73 255V254H72ZM91 255V254H90ZM213 255V254H212ZM215 255V254H214ZM250 255V256H251ZM38 256V255H37ZM104 256V255H103ZM121 256V255H120ZM128 256V255H127ZM126 256V257H127ZM225 256V255H224ZM240 256V255H239ZM254 256V255H253ZM258 256V255H257ZM257 256H256V258H257ZM54 257V256H53ZM200 257V256H199ZM226 257H227V255H226ZM247 257L249 258V256L247 255ZM255 257V256H254ZM253 257V259L255 260L256 258H254ZM122 258V257H121ZM128 258L130 259V257L128 256ZM132 258V257H131ZM141 258V257H140ZM146 258H147V256H146ZM203 258V259H204ZM216 256L214 257V260L216 261ZM220 258V257H219ZM60 259V258H59ZM62 259V258H61ZM126 259V258H125ZM205 259H207V258H205ZM210 259V258H209ZM209 259H207V260H209ZM221 259H222V257H221ZM221 259H219V260H221ZM227 259V258H226ZM54 260V259H53ZM56 260V259H55ZM154 259H151V261H153ZM175 260V259H174ZM173 260V261H174ZM178 260V259H177ZM243 260H245L244 258H243ZM248 260V259H247ZM50 261H51V259H50ZM63 261V260H62ZM75 261V260H74ZM124 261V260H123ZM127 261V260H126ZM130 261V260H129ZM139 261H142V260H139ZM150 261V260H149ZM149 261H147V263L146 264H150L149 263ZM179 261V260H178ZM186 261H187V259H186ZM191 261V260H190ZM196 261V260H195ZM240 261H242V260H240ZM46 262V261H45ZM48 262V261H47ZM46 262V263H47ZM114 262V261H113ZM131 262V261H130ZM180 262V261H179ZM183 262V261H182ZM227 262V261H226ZM225 262V263H226ZM228 262H229V260H228ZM32 263V262H31ZM38 263V262H37ZM60 263H62V262H60ZM65 263V262H64ZM73 263V262H72ZM117 263V262H116ZM116 263H114V264H116ZM133 263V262H132ZM207 263V262H206ZM222 263V262H221ZM221 263H219V264H221ZM230 263V262H229ZM243 263H245L246 264V262L244 261ZM51 264V263H50ZM67 264V263H66ZM69 264V263H68ZM119 264H120V259H119ZM133 264H135V263H133ZM178 264V263H177ZM203 264H205V263H203ZM210 264V263H209ZM252 264H264V258H260V260H257V261H254Z\"/></svg>","mask_w":264,"mask_h":264}]
</instances>
